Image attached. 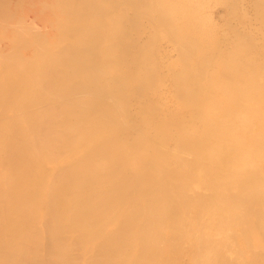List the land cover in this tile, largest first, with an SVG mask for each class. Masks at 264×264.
<instances>
[{"label": "bare ground", "instance_id": "6f19581e", "mask_svg": "<svg viewBox=\"0 0 264 264\" xmlns=\"http://www.w3.org/2000/svg\"><path fill=\"white\" fill-rule=\"evenodd\" d=\"M7 1H9V0H7ZM7 1H4V2H7ZM15 1L18 3V5H19V3H22V2H18V0H15ZM29 1H32V0H29ZM237 1L238 0L235 1L236 4H237ZM244 1L245 0H243V2ZM1 2H2V4L5 5V7H7L8 3L7 4L3 3V0H1ZM27 2L28 1L25 2L26 6L27 7L29 6L30 8L34 4V3L33 4L31 3L32 5H28L29 2L28 3ZM55 2H56V0H55ZM60 2H62V1H60ZM65 2H67V1H65ZM72 2H71V6H73V5L75 6L76 3L72 5ZM91 2L96 3V4L98 3L97 5H100L101 8L102 7L105 8V9H103L104 10L103 14L100 13V15H102V17L99 18V21H96V19H93L94 22L96 21V23H95L96 26H95V28H93L95 30L92 31L94 33L89 31L88 26H87V28L85 27L86 30L89 31L88 35L91 33L87 37L88 38V43L86 44L85 47L80 48V49H78V47L77 48L74 47L75 50L78 49L77 55H78V58H79V60H78L79 62L76 64L75 68H71V70L68 69V70H70V71H68V74H66L65 76L63 74L64 78L59 73H57V74H59V76L58 75L57 76L59 77L58 81H60V82L58 84L56 83L57 87L55 89H57V90H52L51 91L52 93L49 92L50 94L44 92V91H46V89L44 90V86H43V83H45L47 81V78H49V76L47 78H45L46 80L45 79L43 80V78L45 77V73L44 72L45 71L48 72L50 70L51 66H52L53 56H51V55L50 56L48 55V57H42V56H44L46 54V51H48L46 49H49V48H45V45H47L46 47H50V48H52L54 46L53 42H52L53 46H51V44H52V43L50 44V40L51 39L50 40H49V38L47 39L46 36L48 37V35H49V37H50L51 34H53V30L55 31L56 28H60L61 26H59V25L61 24L60 23L61 21L59 22V25L56 24L59 27H55V28L51 29V28H49L50 26L49 27L46 26L45 29H44L43 26L47 25L50 22L49 19H51V17H49V16L45 17V21L46 20H48V21H46L47 24H45V22H44V25L41 24V22H37L38 24H34L35 22L33 23V21H32L34 16H32L33 18L31 17L32 19L29 17L31 22H32V25L31 24H28V25H31L33 27L32 29H34V30L31 29L32 31L29 32L30 36L32 37L31 33L33 31H34L33 32L34 35L36 36V38H35L36 41L35 40L34 41L31 40V39H33V37L32 38L30 37L31 39L29 41L30 42H37L36 46H34L35 49L33 47L30 48V49H32L31 51L34 50L33 51L34 54H36L38 56V58H40L39 62L36 60L38 62V66L37 65L36 66H37V68L40 69V71L38 70L37 72L33 73L31 70H29V68H31V66H32L30 64L31 62L29 63V61L26 60L27 57H28L27 53H29V51L24 48L26 50L24 52V53H26V58L22 59V55L20 57V54H18L16 57H19L22 60L19 59V61H18V59H17L18 62L15 61V60L14 61L17 62L19 66L21 65L22 61H24L22 63V69H23V66L26 63H29V64L25 65L26 67L24 66V68H27L26 71H25V69H23V71L22 70L21 71L22 72H24V71L27 72L29 70L28 74H30L32 72L31 74H33V76L32 75H28L27 76V73H26L27 77L24 76V78H23V74L21 73L22 74L21 78H23V79H21V78L18 79L20 81H18L17 78H15L18 75L17 69L19 70V67L17 66V64L12 66V62L10 63V62L7 61V60L10 59L9 58L10 56H8V59H6L7 56L5 58V55L9 54V53H6L7 49L9 47L7 48L5 46V44H3L4 42L2 43L1 40H3V39H2V35H1V38H0L1 39L0 40V42H1V45H0V57L3 55L2 59H6V61H0V62L1 63H3V62L7 63L8 62L7 64H10L11 66L9 65V67H12V69H8V67H7L8 65L5 66L6 63L5 64L3 63L4 67L0 63V66H2V67H0V264H136V261L138 260L137 257H139V254L137 252L138 249L140 250L139 252H140L141 256L145 255L146 252H148V254H149L150 251H154V250L157 252V250L160 249V248L158 246H156V243L159 244L157 241L161 242V240H159L158 237H157V241L155 239H153L154 241H156L155 244H154V241L151 240V237L156 238V235L153 236V234H156V230H155L156 227H154V226L157 225V227L160 230V233H162L161 229L164 228L163 226H165V228H167L165 224L168 225V223H169V222L165 223L166 219L169 218V220H167V221H170V219L173 218L172 216H174V218L176 216L174 214L171 216V214H172V210H171L170 216L166 215L165 220L163 219V217L165 215V214L163 215V210L166 211V208L170 209V206H168V204L170 205V202L173 201V200L171 201L172 197L169 198L170 202L167 201L168 202L167 205H165L166 201H162V202H165V204H164L163 207H160V208L158 207L159 210H157L156 207L159 205V202H161V201L156 202V201L153 200L154 202H149V201H142L140 199V198H143V197H145L147 195H150V194H148L149 191H152V194H153V191H155L156 193H158V196L162 195V196H166L167 197V194H166L165 188H164V183H165L164 180H166V179L162 178L163 176L160 174V171H163L164 165H166V163L163 164V168L160 171H159V169L156 170V171H154L153 169H150V167H152V166L149 167V165L146 167V163L148 162V164L152 165L154 163V161H156L157 159H160V161H161V158H163L164 160H168V161L170 159H174L173 161H175V160H180L181 161V159L183 157H185V158L188 157V155L187 156H185V155L183 156L182 155L183 153H185L183 150H186V151L193 150V151H196L194 153H197L198 155H202L203 153H201V151H199L201 154H199V152L197 151L198 148L202 147L203 151L206 148H208V151L206 152V154H207L206 155L207 162H208V160H213L214 163H215L216 158H218V157H219L218 159H220V162H221L220 156H223L224 158H226V156H224V155L227 153V152H225L226 151L225 148H227V147L224 146L225 147L224 148L225 151L221 150V151H224L225 153L221 152L219 154H216L215 152L213 153L212 152L213 149L211 151V148L209 149V147H211L212 145H217L219 147H222V145L226 141H228L227 143L229 145H231V147L233 148V151H231V153L229 155L228 154L227 155L232 157V158L234 156H236V158H241V160H243L244 163L246 162V164L248 166L252 167V168H253V165H255V166L259 165L260 166V170L259 171H261V173H262V174L260 173L261 174L260 175V179H261L262 176L264 177V97H261L262 95H264V83L260 84V83H262L264 81L263 80H262V82H258L257 81L258 83H254L253 82L254 84L252 83L253 85H257L258 88L256 89V86H253L255 88L251 92H253L255 95L258 94L260 96V98H259V100L250 101V103L249 102L246 103L244 101L243 102L237 101L236 100L237 99L236 96H234V95L231 96V94H233V91L225 90V88H224V85L228 86L229 84L227 85V84H224L223 81H219V82H222V87L224 88V95L226 93L227 96H228L227 97L225 95L226 96L225 98H227L226 99V104L223 105L224 106L223 108H222V106H220L223 109V110L221 109L222 111H220V112L218 110V109H220V107L217 109V111L215 110L217 108L218 104H216V102H214L213 98H212L213 101L211 100L212 103L209 102L210 95L211 96L213 95L212 91H211L212 93L208 92L210 95H208V93L206 94V95L209 96L208 102L210 104H205V103H204V105L202 104L205 101V100H203L204 97L202 98V100L201 99L200 100L197 99L198 96H196V95L201 93L200 88H201V83H203V82L200 83L198 81V79L200 80V77L201 78H202V76L204 77V75H203L204 69H206V66L210 67V64L209 65H205V66L201 65L200 66V70L197 71L198 70L197 66H196L197 64H193L192 62H191L193 64L192 66L190 64H188L190 62V60L193 58V56H191V54H194V53L197 54V51L199 52L198 47L199 46L201 47V45H206V44L209 45V47L207 46V48H205L206 50H208V48L211 47L210 44H212V47H211L212 49L211 50H213L214 48L217 47V46H215L216 45L215 43H217V41H220V40H217L216 42H214L215 40L214 41L210 40L211 43L209 44L208 42L206 43L201 38V36H203L204 33H207L206 32L207 30L205 31L204 30L205 28L203 29V27H202L203 24L200 25V24L194 23L193 20H192L193 16L196 14L195 13L196 6L194 7L193 5H190L187 2H184L182 0H91ZM229 2H227V4H229ZM235 2H233V3L235 4ZM240 2L242 3L241 0H240ZM240 2H238V5H239ZM250 2H252V0H250L249 3ZM245 4H247V2ZM248 4H247V6L245 5L246 8H248V6H249ZM261 4H263V3H261ZM4 5L1 6V4H0V6L3 8V11H5ZM23 5H25V4H23ZM230 5H232V4H230ZM54 6H55V4H54ZM233 6H235V5H233ZM18 7L19 6L14 8V10H13L14 13L16 11H19L18 9H20V8H21V11L24 12V10L22 9L23 8L22 5H21V7H19V8ZM66 7H68V6H66ZM66 7H64V8H66ZM242 7H244V5ZM30 8H28V9L30 10ZM135 8H136V11H135ZM240 8H239V10H240ZM6 9H9V8H6ZM38 9L40 10L39 7H38ZM232 9L233 8L231 7V10ZM242 9L246 10L245 7L242 8ZM242 9H241V12H242ZM249 9L250 8H248L247 10H249ZM253 9H254L253 13L257 12V11H255L256 10L255 8H253ZM257 9H260L259 11H261L264 8L262 6V8L258 7ZM79 10L81 11V9H79ZM100 10L101 9L99 8V11ZM234 10L238 11L237 9H234ZM234 10H232L231 12L232 13L236 12ZM3 11L0 10V12H2L0 15L3 14ZM8 11H10V9ZM21 11H19L17 13H19L20 16H21V14L23 16L25 12L21 13ZM57 11H58V9H57ZM66 11H68V10H66ZM71 11H72V9H71ZM133 11L135 13L138 12L139 14H135ZM259 11L257 12L258 14L254 13V14L257 15V17L259 15ZM10 12H8V13L10 14ZM13 12L10 15H11V17L13 15L15 16V17H12L13 18V22H14V19L16 18V15L13 14ZM61 12H65V11L63 10ZM101 12H102V10H101ZM112 12H113V14H110ZM130 12L133 13L134 15H136L135 17H137V18H141L139 15H142V14H143L142 15V19H143L144 14L147 15V17L150 16L151 18L148 19L150 21L151 20H155V19H156L155 21H157V18H158L159 22L161 23V24L158 23V24H160L158 26L162 27V28L161 27H158V28H161V31L165 32V33L164 32L163 33L165 34L166 38L167 37L168 38L174 37V38H176L179 41L184 39V42L183 41L182 42L180 41V43L178 42L179 43L178 52H177L176 48H174V50L172 51V52H174V51L177 52L178 55L181 54L180 56H182V57L180 59H181V61L184 60L183 62H181L178 59V55L176 54L177 55L176 56L177 59L181 62V66H180V63L177 62L178 60L176 58H175L176 60L173 59L174 60L173 62L175 64L176 63L179 64V66L181 67V68L179 67V69H181L180 72L178 71L179 70L178 67H177V71L175 70L176 72L171 71L173 73L172 75H175V73L179 72V75H176V76H178L177 82H176L177 92H176V90L174 92L177 93L176 96L177 95L180 96V100H178L179 97L177 96L178 97L177 98L178 101L175 104L176 105L179 104V106L178 107H176L175 105L174 106L176 108H179V109L176 110L179 113L182 110V109L180 110V108L189 109L190 112L194 111V113H192V114L188 113V115H187V114L183 113L184 112V110H183L182 113L184 115H187V116H183L182 117V116H179L180 114L178 112H176L175 110H172L173 107H174V106H172V107H169L170 110H172V113L175 112L178 115L175 114V113L171 115V112H170L168 106L165 105V103L170 106V103L173 102L172 99L175 96L174 97L171 96L172 99L170 97L166 98L167 101L164 104H162V102H164L165 100L162 101V102L160 100L158 101V103L161 102V104L164 105L163 107L167 106V109L170 112L168 114H170L171 116L168 115L167 117H170V118H167V120L160 119V118L158 119L156 117L157 116L156 112L158 113V111H159L158 110L159 108L155 107V106H157L156 105L157 103L156 104L153 103L155 106L151 103L152 106H149V107H141L140 106V108L136 105L139 109L133 111L134 108H133V102L132 101L137 98L136 94L139 95L140 90H142V87L144 88V86H149L150 85L149 87L153 88L155 86H153L152 84L156 83V85H158L157 84V79L155 81L154 78L155 77L159 78V76L158 77L155 76L153 78V75H152V74H154V72L158 71L157 70L158 67L157 68L155 66L148 67L149 65L147 67H143V65H142V67H138V65H136V64H139V66H140V64H142V63H137V60L141 58V55L142 56L144 55V57L141 59L143 61V63L151 62V60H150L151 58L149 59V55L153 56L152 54H154V52H157V55H160L158 53V49H159V45H162V44H158V47L157 46L155 47V44H154L155 49L156 48H158V49H156L157 51L154 50V52H153V48L154 47H153V45H150V44L151 43H155V42H153V40H154L153 38L154 37L151 38L152 35H149V34H151V33L152 34L159 33L160 30L156 29L154 31V33H153V32H151V31H153L151 29L150 33H149V31H147L149 34H147L145 32L146 36L149 35V37H150L149 39H151V40L153 39V40L149 41L148 45L145 46L144 45L145 43L144 44H142L143 42L141 43V40L143 38H145V36L142 37V39L140 38L141 39L140 40L141 45H144L145 47L143 46L144 48L142 47L141 50L139 52H137L136 57H138V58H137V60H136V58H134L135 61H133L134 59L132 60V56L131 55H132V53H134L133 50H135V48L132 49L133 48L132 47L133 46L132 45V43H133L132 39H133V41H136L140 36L136 37V39L132 38V31L137 33L136 32L137 29L132 30V27H133L132 25L134 24V22H132V20H135L137 18L132 19V16H131ZM238 12H240V11H238ZM251 12L252 11H250V13ZM129 13H130V15H129ZM237 13H236V15L238 16L240 13H238V14ZM243 13H245V12L243 11L241 14H243ZM262 13L264 15V11ZM56 14L57 13H55V15ZM86 14L89 15V13H86ZM114 14H115V16H114ZM247 14L250 15L249 13H247ZM19 15H17V16H19ZM25 15H26V13H25ZM51 15H53V14H51ZM59 15L64 16V15H66V13L64 15L63 14H59ZM59 15H58V18H59ZM71 15H75V14L73 13ZM236 15H233V16L236 17ZM260 15L262 16L261 13H260ZM260 15H259V18H261ZM3 16H0V18L4 19ZM7 16H8V14H7ZM20 16H19L18 20H21ZM24 16L22 18L26 19V17L24 18ZM252 16H254V15L252 14ZM40 17H42V16L40 15ZM43 17H44V15H43ZM155 17H157V18H155ZM185 17L190 19V21L188 23H186V24H184V20H183V18H185ZM235 17H232V18H234V20H236ZM243 17L244 16H242V18ZM263 17L264 16H262V18ZM8 18L10 19V16ZM8 18L3 20L2 23L4 22L3 24L9 25L10 23H6L9 20ZM17 18H16V20H17ZM36 18H38V17H36ZM36 18H34V19L36 20ZM65 18H67V17H65ZM89 18H92V16H90ZM239 18L241 19V16H239L238 19ZM247 18H248V16L245 18L246 22H247ZM228 19H229L228 21H230V16H229ZM251 19H253V18H251ZM28 20L26 19L27 23H28ZM61 20H62V18H61ZM66 20L67 19L63 20V22L66 21ZM74 20H75V17H74ZM242 20L243 19H241V21ZM245 20H244V22H245ZM254 20H256L258 22L259 19L257 20V18H256ZM263 20H264V18H263ZM37 21H40V20L38 19ZM84 21H86V19ZM84 21L82 19V22H84ZM87 21H88V18H87ZM9 22H11V21H9ZM13 22H12L11 25H13ZM26 22H23V20H22V23L25 24ZM78 22H79V20H78ZM140 22H142V20L141 21L137 20V23H140ZM252 22H253V20H252ZM263 22H261V23H263ZM16 23H18V22H16ZM65 23H67V26H68L69 23L68 22H65ZM88 23H90V22H88ZM227 23H229V22H227ZM3 24L0 23V25H3ZM19 24H21V23H19ZM33 24L36 25V26H34ZM142 24H143V22H142ZM154 24L156 25L157 23H154ZM256 24H255V26H256ZM259 24H257L258 27L261 26ZM70 25L74 26V24H71V23H70ZM139 25H141V24H139ZM139 25L138 24L137 25L134 24V26H139ZM229 25H230V23H229ZM232 25H234V24H232ZM236 25H237V23H236ZM241 25L244 27L247 24H245V25L241 24ZM263 25H264V23L262 24V26ZM17 26H18V24H17ZM22 26L24 27V25H22ZM63 26H64V24H63ZM255 26H253V27H255ZM11 27H13V28H11V35H12L13 34L12 30L14 29L15 31L14 30L13 31L16 32L17 27H14V26H11ZM30 27L29 26L27 27L28 28V30L26 29L27 32L29 31ZM237 27L239 29L241 26L240 27L237 26ZM253 27L249 28L251 30V32H252V28ZM261 27L259 29H261ZM4 28L5 27H2V30ZM19 28L21 29V27H19ZM24 28H22L23 29L22 31H24ZM40 28L42 29L43 32L40 30ZM72 28L73 27H71V29ZM77 28H79V26ZM82 28H84V27H82ZM140 28L142 29V27H140ZM140 28H139V30H137L138 34H135V35H137V36L140 35L139 34L141 32ZM147 28H146L147 30H150L149 27H147ZM150 28H152L151 25H150ZM163 28L167 29L168 31L163 29ZM63 29H64V27H63ZM146 29H144V31ZM189 29H191L190 33H192V32L195 33L196 29L199 30V32L198 31L197 32H198V34L200 36L198 35L197 37L198 38L200 37V40L202 39V41L204 43L202 41L201 42L200 41L196 42V40L194 39V37L192 35L195 36V35H197V33L190 35ZM236 29L237 28H235V30ZM263 29H262V33H263ZM2 30H1V32H2ZM4 30H3V33L6 31V30L5 31ZM80 30H81V28H80ZM243 30H244L243 32H245V34H242V32L239 33V34H241V36L245 35V37H243V38L247 39L246 33L248 31H245V29H243ZM246 30H248V29H246ZM61 31L66 32V30H60V32ZM67 31H68V29H67ZM228 31H233V30H231V29L227 30V35H228ZM240 31H242V30H240ZM253 31L255 32L254 28H253ZM20 32H21V30H20ZM20 32H19V34H20ZM60 32H58V33H60ZM222 32H224V31H222ZM251 32H250V34H251ZM254 32L252 33V36L255 35V34L257 35V33L255 32V34H254ZM3 33H1V34H3ZM16 33L18 34V31ZM16 33H14V34H16ZM166 33H167V36H166ZM168 33L171 36H169ZM259 33H260V31H259ZM28 34L26 33L27 36H29ZM68 34L66 36H68ZM71 34H73V32ZM74 34H76V33H74ZM143 34H144V32H143ZM230 34H231V32H230ZM3 35L6 36L7 34L4 33ZM21 35H18V39L20 37L21 40H22V37H23L24 34L22 36ZM55 35H56V33H55ZM57 35L61 38V36L59 34H57ZM233 35H234V32H233ZM247 35H248V33H247ZM10 36H8L9 38H5V37L4 38L7 39V40L8 39L12 40V39H16V37H17L15 35H14L15 36L14 38L10 37ZM25 36H24L25 43L22 44L21 47L23 45H24L23 47H25L26 44H30V46L32 45L29 41H28L29 43L27 42L28 37H27V39H25L26 38ZM159 36H160V34H159ZM237 36H238V34H237ZM261 36L259 34L260 38H261ZM78 37H79V35H78ZM186 37H189V38L191 37V38H193V40L189 41L191 38L190 39L189 38L186 39ZM197 37H195V38L198 39ZM216 37L217 36L212 37V38H216ZM232 37L234 38V36H232ZM248 37H249V35H248ZM256 37H258V36H256ZM60 38L57 39V37H56L57 41L59 40L58 42H60V45L61 44L63 45L64 41H66V40H67L66 42H69V38L67 39L65 37L66 40H64V41L62 40L63 43H61ZM63 38H61V39H63ZM83 38H86V37H83ZM168 38H167V41L168 42L169 41L172 42L173 38H171L172 40L168 39ZM227 38L229 39V37H227ZM5 39H4V41H5ZM70 39H72V38H70ZM74 39H73V42H74ZM163 39L164 38H162L159 41H162V43H163V41H165V39L164 40ZM216 39H218V38H216ZM238 39H240V38H237L236 40H238ZM244 39L242 40V38H241V42H243ZM251 39L252 38L250 36V40ZM262 39H264V38H262ZM186 40H188V41H186ZM236 40H233V41H236ZM13 41L14 40H12L11 42L12 43H16V42H13ZM144 41H145V39H144ZM157 41H156V43H157ZM173 41L175 42V40H173ZM6 42H8V41H6ZM19 42L20 41H18V44L20 45L21 42L20 43ZM46 42L49 43V44H47ZM58 42H56V44ZM238 42H236V43H238ZM241 42H240V44H242ZM245 42H246V40H245ZM262 42H263V40L261 41V43ZM77 43H79V41ZM80 43H82V42L80 41ZM135 43H136V46H137V44H139V42L138 43L135 42ZM201 43H203V44H201ZM255 43L257 44V41L254 42V44ZM2 44H3V46H2ZM172 44H173V42H172ZM172 44H171V46H172ZM175 44L176 43L173 44L174 47H175ZM213 44H214V47H213ZM246 44H247V42H246ZM249 44L251 45V41L249 42ZM19 45H18V47H19ZM33 45H34V43H33ZM58 45L59 44H57L56 46H58ZM64 45H65V43H64ZM71 45H72V43L70 44V47H71ZM177 45L178 44H176V46ZM257 45H259V44H257ZM260 45L263 46L262 44H260ZM238 46H236V47H238ZM15 47H17V46L12 47V51L14 50L13 48H15ZM188 47H190V48L194 47L196 50L192 49V51H189ZM223 47H221L222 50L225 49L227 46L224 47V48ZM246 47L243 46V47L239 48L240 49V51L238 50L239 53L245 52V49L247 50ZM163 48H165V47H163ZM202 48H204V47H202ZM250 48H252V47H250ZM262 48H264V47H262ZM15 49H17V48H15ZM18 49L20 50L21 48L19 47ZM44 49H45V51H44ZM66 49L67 48L65 47V50ZM160 49H162V46H160ZM235 49H237V48H235ZM131 50H132V53H131ZM252 50L253 49H251V51ZM262 50H264V49H262ZM9 51H11V48L9 49ZM14 51H15V55H16V50H14ZM57 51H58V49L56 50V52ZM63 51H64V49H63ZM69 51H65V52H69ZM229 51L231 52V50H229ZM235 51H237V50H235ZM73 52H74V49H73ZM83 52H85L84 53V57H82ZM200 52H202V51H200ZM203 52L206 53L205 51H203ZM208 52L209 51H207V53ZM248 52H250V51H248ZM253 52H255V50ZM257 52H258V50H257ZM10 53H12V52H10ZM17 53H20V51L17 52ZM31 53H29V54H31ZM49 53L51 54L52 52H49ZM160 53H162V52H160ZM263 53H264V51H263ZM263 53H262V56H264ZM21 54H23V53H21ZM68 54L70 55V53H68ZM206 54H203V56L206 55ZM210 54H213V55H210L212 57V59H213V56H215L214 53H212V51H211ZM236 54H238V53H236ZM245 54H248V53H245ZM258 54H260V53L258 52ZM11 55H12V57L14 56V54H11ZM36 55H35V57H37ZM56 55H57V53H56ZM59 55H60V53H59ZM66 55H67V53H66ZM66 55L63 54V57L66 56ZM198 55L196 57L200 58ZM256 55L257 54H255L254 56H256ZM133 56H135V55L133 54ZM139 56H140V58H139ZM217 56L218 55H216V57ZM242 56L243 55H241V57ZM31 57L33 58V56H31ZM129 57H131V59ZM156 57L158 58L160 56H156ZM162 57L163 56L161 55V58ZM167 57L168 56H166V58ZM225 57L227 58V56H225ZM235 57H232V58L235 59ZM251 57H252V55H251ZM28 58H30V56ZM65 58H63V59H65ZM67 58H69V57H67ZM157 58H156V60H157ZM204 58L205 57H203L202 60ZM230 58H231V55H230ZM256 58H258V55H257ZM158 59H160V58H158ZM162 59L166 60L165 57H163ZM242 59H244V58H242ZM57 60H59V59H57ZM61 60H62V58H61ZM61 60H59V61H61ZM69 60H70V58H69ZM141 60H139V62H141ZM202 60H201V62H202ZM206 60H208V59H206ZM209 60H210V58H209ZM12 61H13V59H12ZM36 61H35V63H37ZM199 61L200 60H198V62ZM204 61H205V59H204ZM250 61H252V60H250ZM262 61H261V63L259 62V65L262 64ZM32 62H34V61L32 60ZM63 62H64V60H63ZM193 62H195V60ZM201 62H199V64ZM208 62H210V61H207V63ZM223 62H225V61H223ZM228 62L229 61H227V63ZM233 62L235 63V61H233ZM243 62H245V60H243ZM73 63H74V61H73ZM184 63L186 65H184ZM195 63H197V62H195ZM210 63H212V62H210ZM252 63L253 62H248L247 61V65L248 66L251 65ZM67 64L68 63H66L65 65H67ZM160 64H161V67L164 69V67L162 66L163 65L162 62ZM175 64H174V66H175ZM228 64H227V66H228ZM240 64H241V61H239V65ZM28 65H29V68L27 67ZM166 65H167V68H168L169 65L168 64H166ZM215 65H217V63ZM15 66L18 67V68L14 69L13 67H15ZM36 66H35V68H36ZM182 66H184V67L182 68ZM254 66H256V65L252 66L253 69H256V71H257V68H256L257 66L256 67H254ZM58 67H60V66H58ZM61 67H63V65ZM161 67H159V69ZM170 67H173V66L170 65ZM170 67L167 70H171L172 68L170 69ZM235 67H236V65H235ZM237 67H238V69L240 68V71H241V68L245 67V63H244V66L242 65V67H241V65H240V66H237ZM54 68L55 67L53 66V69ZM211 68H212V64H211ZM213 68H214V66H213ZM246 68H248V67H246ZM260 68H261V66H260ZM31 69L35 70L34 66ZM55 69H57V68H55ZM62 69H61L60 73H63ZM163 69L161 70L162 72H163ZM8 70H10V71H8ZM41 70H43L44 72L41 71ZM66 70L67 69H65V71ZM248 70L245 69V71H247V72H248ZM263 70H264V68H263ZM57 71H60V70H57ZM212 71H214V70L212 69ZM7 72H9V73H7ZM41 72H43V73H41ZM52 72H50V73H52ZM169 72L167 71L168 75H167L166 72H164L163 76L165 77V74H166V78L169 77V74H170ZM208 72H205V77H206V73H208ZM214 72H216V71H214ZM258 72H259V70H258ZM5 73H7V75L10 74L11 80H8V79H7V81L5 80V78H6L5 77V75H6ZM157 73H156V75H157ZM252 73H254V71ZM43 74H44V76H42ZM260 74H261L262 79H263L264 78V71L262 73H260ZM256 75H257V73H256ZM46 76H47V74H46ZM171 76L169 77L170 79H171ZM229 76H231V75H229ZM17 77H19V76H17ZM231 77H232V80H234L233 76H231ZM250 77L251 76H249V78ZM13 78H15V79L13 80ZM166 78H164V79H166ZM207 78H208V76H207ZM256 78H257V76H256ZM213 79H215V78H213ZM152 80H154L155 82L152 81ZM222 80H224V78ZM243 80L244 79H242L241 81L244 82ZM55 81H57V80H55ZM172 81H173V79H172ZM228 81L229 80H227L225 83H227ZM252 81H254V80H252ZM50 82L52 83V81H50ZM210 82H208V83H210V85H211V88H210L211 90H214V89L216 90L217 89L216 87H218V85L221 84V83L220 84L219 83L215 84L216 86L213 88L212 84L214 85V83L212 81H210ZM246 82H247V80H246ZM51 83H49V84L51 85ZM163 83L165 84V82H163ZM208 83H206V85ZM6 84H8L9 86H7ZM46 84H48V83L46 82ZM161 84L162 83H160L159 85H161ZM54 85H55V83H54ZM172 85H173V83H172ZM45 86L47 87V85H45ZM51 86H53V85H51ZM209 86H207L206 88H208ZM53 87H52V89H53ZM149 87H147L148 90H150ZM159 87L161 88V86H159ZM202 87H203V85H202ZM245 87L247 88V86H245ZM250 87L251 86H249V89H250ZM152 88L150 90V93L153 90ZM163 88H164V86H163ZM172 88H171L170 92L173 91ZM49 89L47 88V90H49ZM174 89H176V88L174 87ZM217 90H219V89H217ZM220 90H223V89L221 88ZM220 90H219V93L221 94ZM41 91H43L45 94H43V92L41 94L40 93ZM160 91H161V89H160ZM207 91H208V89L206 90V92ZM147 92H149V91H147ZM163 92H164V90H163ZM206 92L203 91V93H206ZM239 92L242 95H245L244 97L246 98V94H244V93H247L248 90L242 89ZM28 93L32 94V95L29 96V95H27ZM162 94H160V95L164 96V93H162ZM16 95H18L19 99H21V100L26 95L29 96V97H32L31 99H29L28 97L26 98V99H29V100H32L33 97L37 95L38 98H36L37 96L34 97L35 101H36V99H40L41 98L42 100L40 99L41 101L39 100L40 101L39 103L41 105H44V107H45V105H49L50 104V108L51 109L49 108V106H47L48 109H50V110L53 109V106H54V105H52L53 102H56V100H59V103L56 102L59 105V107L54 103L57 106V107L55 106L54 109L58 110V112H60V113L62 111V113L60 115L58 113L59 116L58 117H54V118H53L52 115H49V117L51 116L53 118V119L50 118L49 120H51V121H49L48 118L45 119V116L43 114L48 115V114H50L52 112L47 113L49 111H48V109L46 107L44 109V107H41V105L39 104L40 107L38 106L37 109L35 107L33 108V109H35L33 113L26 109L27 111L25 110L26 112L24 114L21 111L24 110L25 108L24 109L22 108V110H20V112H21L20 113L19 110H18L20 107L17 108L15 103H14L15 107L17 108L15 110L17 111V113L19 112V114L15 113L16 115L15 114H12V115L10 114L9 115L10 111L13 108L10 105L9 106H10L11 110L9 111V113L5 112L7 115L4 112H3L4 114H1L2 111L7 109L6 105L8 106V104L10 102L13 103L15 101L14 98H15ZM141 95H142V97H140V98L143 99V93ZM156 95H158V94H156ZM156 95H153V96L155 97ZM173 95H175V94L173 93ZM203 95L205 96V94H203ZM10 96L13 97L14 100L10 101L8 103L7 100L9 98H11ZM217 96H218V93H217ZM233 96L236 97V98H232ZM248 96H251V95H248ZM158 97H159V95H158ZM158 97L156 96V98H158ZM205 97H206V99L208 98L207 96H205ZM161 98H159V99H161ZM163 98H165V97H163ZM250 98H252V97H249L248 99H250ZM261 98H263V99H261ZM34 99H33V101H34ZM146 99H148V97L145 98L144 100H146ZM168 99H171L172 101L170 100V103H167V102H169ZM29 100H26V101L28 102ZM53 100H55V101H53ZM220 101L223 102L222 99H220ZM15 102H17L16 104L18 106V102H20V101H15ZM30 102H32V101H30ZM20 103H19V105H20ZM252 103H255V106H252L251 105ZM21 104H22L21 107H24V105H26V103L24 105H23V103H21ZM34 104L36 105V103L33 102V105ZM30 105H31V103H30ZM158 106H159V104H158ZM32 107L33 106L31 105V106H29L27 108H30V110H32L31 109ZM159 107L161 108V106H159ZM163 107H162V109H163L162 111H167V110H164L166 108H163ZM40 108H42V109H40ZM57 108H59L61 111H59V109H57ZM15 110H12V111H15ZM43 110L44 111L47 110V111H45L43 113L42 112ZM56 110H54V112H56ZM40 111L43 113V114L41 113L42 116H41V114H39ZM27 112H31V114H29L31 116L28 115L30 117L29 119L27 118V114H26ZM21 114H24V115H21ZM56 114H55V116H57ZM161 114H162V112H161ZM189 114H191V115H189ZM46 117H48V116H46ZM47 121L52 122V123L48 124ZM47 125H52L53 128L55 126V129H56V126H58L57 128H59V129L58 130H53V129L49 130L48 128H46L48 130H44V129L39 130L40 127H42V126L48 127ZM27 126H29L31 128H29V129L27 128L25 130H22V128L27 127ZM253 128H255V130ZM148 130H156V131L157 130H159V131L161 130L162 132H155V131L150 132ZM170 130H174L176 135L173 132L171 133ZM176 130H178L177 133H176ZM179 130H181V131H179ZM185 130H193V131L185 132ZM197 130H201V131H197ZM223 130H225V131H223ZM232 130H235V131L233 132ZM239 130H241V135L244 136V138L241 136L243 138V140H238V136H240V135H238L236 133H239ZM242 130H244V131L247 130L248 133H250V131H248V130H254V132L256 131L257 136L255 134V136L252 138L251 136H253V135L249 134V137L251 139L250 140L249 137L247 136L248 133L246 132L247 134H245V132L242 131ZM182 131H184V132H182ZM153 132H155V133H153ZM242 132H243V134H242ZM252 132L253 131H251V133ZM254 132H253V134H254ZM236 135H238V136H236ZM245 135H246V138H245ZM171 138H172V140H170ZM239 139H240V137H239ZM246 139H249V140L247 141ZM169 141H174V143H175L174 145H172V142L170 144L173 147L175 146L177 151H175V152L173 151V152H170V153L166 152V150L169 149V148L166 149V146H167L166 144H168ZM170 144H169V146H170ZM237 145H239V146L241 145V147H240L241 149L245 148L244 149L245 150V154H244V151L242 153L240 151V153H241V155H240V153H239V149L240 148ZM242 146H249V147L252 146V147H250L251 148L250 149V148L242 147ZM212 147H214V146H212ZM216 147H215L214 151H216ZM176 149H174V150H176ZM248 149H250V151ZM150 150L153 151L152 154L149 152ZM171 150H173V149H171ZM199 150H201V149H199ZM218 150H220V149H218ZM230 150H231V148H230ZM237 152L239 153V155L237 154ZM160 154H163L162 155L163 157L160 156ZM187 154H189V153H187ZM192 154H193V152H192ZM168 155H170L169 158H167ZM192 156H194V155H192ZM223 157H222V159H223ZM192 158H191V160H192ZM193 159H195V158H193ZM202 159L204 161L205 157H198L195 160H199L198 162H200V160H202ZM152 160H153V163L151 162L152 163L151 164L149 161H152ZM233 160H234V158H233ZM173 161L172 162L169 161V162H171L172 165H174L176 162H173ZM229 161H232V160H229ZM136 162H137V164H135ZM169 162L167 164H169ZM181 162L183 164V161H181ZM185 162L186 161H184V163ZM189 162L190 161H188V163ZM222 162H223V164L225 163L224 161H222ZM237 162H238V160H237ZM214 163H212V165H214ZM239 163L242 164V162H239ZM260 163H262L263 166ZM157 164H159V163H156V165ZM226 164H228V163H226ZM180 165H181V163H180ZM191 165H193V164H191ZM231 165H233V164H230V166ZM234 165H236V164H234ZM234 165L232 167H234ZM159 166H161V165L159 164ZM181 166L183 167L184 165H181ZM186 166H187V164H186ZM220 166L222 167V164ZM173 167L176 168V166H173ZM189 167H191V166H189ZM193 167H195V166H193ZM223 167H224V165H223ZM223 167H222V169H223ZM232 167L230 168L231 171H233ZM237 167L239 169L241 167V165H240V167H239V165ZM257 167H255V169ZM188 168L187 167L185 168V172H186V175L190 176L189 173H188V170H187ZM234 168L237 169L236 167H234ZM154 169H156V168H154ZM165 169L169 170L170 167L167 165V168L165 166ZM176 169L182 170L181 167H179V168L177 167ZM198 169H199V167H198ZM243 169H244V167H243ZM152 170H153V172H152ZM240 170L241 169H239V171ZM250 170H251V168H250ZM223 171H225V170H223ZM239 171H237V172H239ZM259 171L256 172V170H255V173H259ZM185 172L183 171L182 173L185 174ZM198 172H199V170H198ZM218 172H219V170H218ZM227 172H229V171H227ZM240 172H244V171H240ZM240 172L238 173V175L240 174ZM203 173L201 175L205 177L206 173H205V175ZM244 173H246V172H244ZM244 173H242V174H244ZM248 173L249 172H247V174ZM255 173L251 174L252 177L256 176ZM195 174H197V173H195ZM211 174H212V176H214L213 173H210V175ZM229 174H230V172L227 173L226 175L224 174V176H222V175L221 176L222 177H225V176L228 177ZM167 175H165V176H167ZM245 175L246 174H244L242 176H245ZM175 176H177V175H175ZM191 176H192V172H191ZM197 176L200 177V175H197ZM233 176H234V174H232V176H230V177H233ZM235 176H237V175H235ZM240 176H241V174H240ZM180 177H181V175H180ZM217 177H219V174L216 176V179H214V180H217ZM237 177H233V179H232L233 181L232 182H234V180L237 179ZM156 178L157 179L162 178L159 181L161 182L163 180V182L162 183L157 182V184L153 183V182H156V181H153ZM173 178H174V176H173ZM189 178H191V177H189ZM189 178L184 179V180H189ZM193 178H195V175L193 176ZM239 178H238V180H239ZM243 178H240L241 181L242 180L244 181ZM224 179H226V177L223 178V180ZM168 180H170V178H168ZM173 180L175 182L176 179H173ZM173 180L172 181H168L167 183L171 182L173 184ZM202 180H203V177H202V179L200 178V183H199V181L197 179L198 182L196 181L197 182L196 185H192V184L195 183L194 181H192L191 185H192V187L195 186L197 191L202 189V190H204V192H206L207 190H205V189L208 186H206V188L204 187V189L201 188V186H203L202 183L205 182V181H202ZM214 180L212 182H214ZM219 180L220 179L218 178V182H219ZM238 180H236V181H238ZM247 180L249 181V179H247ZM258 180H259V178H258ZM258 180H256V182ZM178 181L179 180H177L176 182H178ZM228 181H231V180L229 179ZM228 181H226V184L229 183ZM236 181H235V183H236ZM180 182H182V180ZM246 182H245V184H247ZM206 183H207V181H206ZM214 183L216 184V182H214ZM242 183H241V186H242ZM262 183H264V178H263ZM210 184H211V182H210ZM222 184H223V182H222ZM222 184H221V186H222ZM204 185H206V184L204 183ZM207 185H209V184H207ZM212 185H213V183H212ZM236 185H237V183H236ZM171 186H176V184L171 185ZM186 186L187 185H185V187ZM231 186H233V184ZM243 186H242V188H243ZM198 187H200L201 189L200 188L197 189ZM236 187H235V189H236ZM256 187L260 188L258 186H256ZM263 187H264V184H263ZM174 188L173 187H170V188L168 187V189H173V190H174ZM177 188H178V185H177ZM187 188H188V186H187ZM187 188H186V192H187ZM207 189H208V192H206L205 195L210 192L209 187ZM217 189H220V188H217ZM243 189H245V188H243ZM261 189H262V187L260 188V190ZM184 190H185V188H184ZM222 190H224V186H223ZM238 190H239V188H238ZM238 190H236L235 192H237ZM219 191L220 190H218L217 192H219ZM225 191L227 192V190H225ZM231 191L232 190H229L230 193H232L234 190L232 192ZM239 191H241V189ZM256 191L259 192L258 189H256ZM169 192H170V190H169ZM169 192H168V194H169ZM180 192L181 191H179V193ZM190 192H192L191 187H190L189 193ZM198 192H199V194H201L202 191H198ZM222 192H220V193L222 194ZM252 192H253V190H252ZM257 192H255V193L258 195ZM260 192L262 194L260 193L261 197L260 198L258 197L260 199L259 206H258V204L256 202L255 203L259 207L257 212H258V218H259L258 220H259L260 223L259 222H257V223L259 224V227L261 229V230L260 229L259 230L262 231V236H264V188ZM183 194H185V193L183 192ZM237 194H238V197L240 196V199H241L242 196L239 195L240 193L238 192L235 195L237 196ZM136 195L139 197V200H138V197ZM181 195H180V197H181ZM188 195L190 196V194H188ZM192 195H193V197H196L195 196L196 193H195V195H194V193ZM202 195H204V194L202 193ZM202 195H198V196H202ZM220 195L217 196V194H216V196L218 197L217 198L215 196L216 199L221 198ZM251 195L252 194H250V196ZM151 196L152 195H150V197ZM162 196H160V197H162ZM186 196H187V193H186ZM208 196H209V194H208ZM236 196H235V199L238 200V198H236ZM178 197H179V195H178ZM202 197L201 198L198 197V198H200L202 200V199H204ZM222 197L224 198V196H222ZM230 197H231V194H230ZM152 198L153 197H151V199ZM165 198L162 199V200H165ZM179 198H177L176 201H179L178 200ZM226 198L227 197H225L224 199L227 200ZM233 198L234 197H232V199ZM258 198H255L254 201H257ZM206 199H207V201H209L208 200L209 198L207 196H206ZM210 199H213V197L211 195H210ZM251 199H252V197H251ZM220 200L221 199H219L217 201H220ZM229 200H231V199H229ZM229 200H227V201L229 202ZM184 201H186V200H184ZM192 201H193V203H195L194 200H192ZM202 201H200V202L197 201L196 203H200L201 204ZM211 201L213 202L214 200H211ZM235 201H234V203H235ZM203 202H202V204H203ZM228 202H227V204H228ZM239 202H241V201H239ZM248 202H250V201L248 200ZM207 203H204V205L206 204V206H207ZM244 203L246 204L247 201H245ZM175 204L179 205V203H175ZM210 204H211V202H210ZM239 204H242V202L239 203ZM256 204H255V206H256ZM162 205H163V203H161V206ZM186 205H188V204H186ZM189 205H190V203H189ZM235 205L237 206L238 204H235ZM235 205H233V206H235ZM188 206H186V207L188 208ZM194 206H195L194 207L195 209L198 207L197 204L196 205L194 204ZM216 206H217V209H218V205H216ZM221 206H222V204H221ZM236 206H235V208H236ZM243 206H240V207L242 208ZM257 206H256V210H257ZM164 207H166V208H164ZM192 207H193V205H192ZM201 207H203V205ZM224 207H226L227 210L229 209L228 208L229 206H226V204H225ZM194 208H192L194 210V211H192L193 215L191 214L193 218L197 215L196 214L194 216V212H195ZM226 208H224V209L226 210ZM232 208H234V207H232ZM232 208H230V209H232ZM160 209L162 211V217H161L160 213L158 215V212H161ZM180 209H182V208H180ZM183 209H182V212H183ZM190 209L191 208L187 209V211L188 210L190 211ZM211 209H215V207L213 206ZM219 209L221 210V208H219ZM234 209H233V211H234L233 216L235 215V213L239 215V213L236 212L237 210L235 211ZM238 209L240 210V208H238ZM245 209L246 208L244 206V210L243 211H246V213H247V210H245ZM250 209L252 210V208H250ZM174 210H176V208ZM197 210H199V209H197ZM204 210H205V208H203V211H202V209L200 211H202L204 213ZM209 210H210V207H209ZM222 210H223V207H222ZM225 210H223V212ZM248 210H249V208H248ZM179 212H181V211L179 210ZM179 212H178V214H179ZM207 212L208 211H206V213ZM219 212L220 211L216 212V214L219 213ZM251 212H249V213L253 214V212L252 213ZM184 213L185 212H183V215H184ZM189 213H186V214H189ZM175 214L177 215V213H175ZM186 214L184 215L185 218L187 217ZM224 214H226V212L223 213V215ZM191 215L189 214V217ZM200 216H202V215H200ZM205 216H207V215H205ZM231 216H232V214H231ZM249 216H251V215H249ZM189 217H187V218L189 219ZM213 217L214 216H212V218ZM217 217H218V215H217ZM220 217L223 218L222 215ZM220 217H219V219H220ZM237 217H236V219H237ZM177 218H180V217H177ZM177 218L174 220V222L176 220H178ZM187 218H186V220H188ZM246 218H248V217H246ZM191 219H189V220L191 221ZM203 219H204V217L202 218V220ZM240 219H242V218H240ZM180 220H182V219H180ZM180 220H178V221L180 222ZM189 220H188V222H189ZM223 220L226 221L225 224L228 226L229 222H227V220H225V219H223ZM233 220L234 219H232V222H233ZM238 220H239V218H238ZM182 221H183V223L185 222L184 223L185 226L183 225V223H181L183 226L181 224L180 225L182 227H186V223H188V222H186L185 220H182ZM194 221H196V217H195ZM200 221H201V219H200ZM255 221H257V220H255ZM179 222H176V223L178 224ZM198 222H199V220H198ZM201 222H199V223H201ZM203 222H206V221H203ZM207 222H209V221H207ZM213 222H214V220H213ZM239 222H241V221H239ZM172 223H173V221H171V225L172 226H176L175 223H173L174 225ZM191 223H192V221L190 223H188V224H191ZM216 223L214 224V227L217 225ZM218 223H220V222H218ZM237 223H238V221H237ZM252 223L255 224L253 221H252ZM213 224H211L210 226H212ZM244 224H246V222H244L243 225ZM194 225H192V227H191V225L187 226V227L191 228L189 230L190 233L195 231L196 228H194ZM199 225H202V224H199ZM234 225H237V224L235 223ZM234 225H232V226H234ZM240 225H242V224L238 223V226H239L238 230L243 229L242 226H240ZM229 226H231V225L229 224ZM187 227L183 228V229L184 230L189 229ZM200 227L202 229V226H200ZM222 227H223V225H222ZM151 228L153 229V231L155 230V233H153V231H151ZM178 228H179V226H178ZM210 228L212 229V227H210ZM223 228L225 230V227H223ZM227 228H229V227H226V229ZM244 228H245V225H244ZM254 228H255V226L252 229H254ZM149 229H150L149 232H151L153 234H152V236H149L150 237V241L146 242L147 240H149V237H148V234H147V237H148L147 238L145 236V233H148L147 231ZM192 229H194V230L191 231ZM211 229H210V232H211ZM231 229H233V227H231L229 229V231ZM165 230L166 229L163 230L164 231L163 233H165V235H167L168 234L167 230H169V229L167 228V230L166 231ZM170 230H171V227H170ZM174 230H172V232H174ZM198 230L199 229H196V231H198ZM219 230H220V228L218 229V231ZM259 230L257 232H260ZM177 231H178V229H177ZM181 231L182 230H180L178 232L180 233ZM189 231L187 232V234H186V231L184 232L185 233L184 235H186L185 236L186 244H184L185 246L183 245V242H184L185 238L182 236L184 239L181 240L182 237L180 236V239H179L180 241H182V242H180V241L179 242L182 243L183 250H181L182 249L181 245L180 244H176L177 241L176 242L174 241L176 239L175 237L179 236V235H177V236L175 235L177 232L174 233V236H175L174 238L175 239L172 240V241H173V244L175 243L174 246L179 245L181 247V248L178 247V249H177V250H181L182 251V252L180 251L181 254H184L183 251L186 249L185 247L188 245L187 244L188 243L187 242L188 241L187 236H188V234H190ZM233 231H236L235 233H237V230H235V228H234ZM241 231L244 232L245 229L241 230ZM203 232H204V230H203ZM207 232H209L208 229H207ZM230 232H232V231H230ZM254 232H256V231H254ZM151 233L149 235H151ZM160 233L158 232L159 235H161ZM199 233L201 234V231ZM235 233L234 232L230 233L231 236L228 235L230 237V239L234 238V236H235L234 234ZM181 234H183V232H181ZM194 234H196V232ZM194 234L192 233V234H190L191 236L189 235V237H190L189 240L190 241H191V239L192 240L194 239V237H195ZM204 234H207V233L204 232ZM213 234H212V239L208 238V240L212 241V244H211L210 241H207V240L205 241L206 244L213 245V239H214ZM215 234H216V232H215ZM219 234L221 235L222 233H220V231H219ZM227 234H228V230H227ZM227 234L225 233L226 236H227ZM237 234L239 235V233H237ZM252 234H255V233H252ZM258 234L259 233L256 234V237H259V236H257ZM171 235L173 236V233ZM216 235H218V234H216ZM220 235H218V237H221ZM246 235H248V234H246ZM172 236H171V238H172ZM197 236H196V238H197ZM228 236H227V238H228ZM242 236H245V233L242 234ZM242 236H241V238H242ZM145 237H146V239H145ZM164 237H166V236H164ZM201 237H203V236L201 235ZM204 237L206 239L207 236L205 235ZM256 237L254 235L253 239H255ZM166 238H169V237H166ZM216 238L217 237L215 236V239ZM250 238H252L251 235H250L249 238H246V240L249 239L250 242H251L252 239H250ZM261 238H263V237L260 236V239ZM45 239L48 241V243H46V241L44 242ZM161 239H162V241L165 242V239L163 237ZM199 239H200L199 241H201V238H199ZM203 239L204 238H202V240ZM215 239H214V241H217ZM226 239H224V240H226ZM230 239H229V243H231ZM237 239H238V242H239L240 237L237 236ZM255 240H256V242L259 243V240H257V238ZM151 241L153 242V244L156 247H158V249L154 248L153 244L149 243ZM169 241H171V240H169ZM172 241H171V243L170 242L169 243L172 244ZM192 242L193 241H191V243ZM194 242H196V240ZM207 242H210V243H207ZM246 242H245V247H246ZM263 242L264 241H262V243ZM75 243L77 245L80 244V247H81L80 248L81 252L80 253L77 252L78 254H76L75 252H74L75 254L73 252H71V250H73L74 247L71 248L70 245L71 246H73V245L77 246V245H75ZM191 243H189V244L191 245V247H193L192 245L194 243L193 244H191ZM258 243H257V248L256 247L255 248L258 249V251L261 253V249L259 250V248H263L264 247V243L261 244V245H259ZM45 244H47V245H45ZM48 244H49V246H48ZM170 244L168 246L169 247L168 248L169 251H171V245ZM199 244H201V243H199ZM219 244H222V243L219 242ZM219 244L214 245V247L217 246V248H218ZM236 244H237V241L234 243V245L236 246ZM249 244H251V243H249ZM249 244H247L248 245V249L252 250L253 246L250 245L252 247L249 248ZM166 245H168V244H166ZM197 245H198V242H197L196 246ZM208 245H204L203 244V246L209 247ZM231 245H233V241H232ZM238 245L239 246L242 245V242H241V244H238ZM253 245H255V242H254ZM47 246H48V248H46L47 250L45 251V247H47ZM162 246H163V244H162ZM174 246H172V249L174 248ZM235 246H234L233 249H235ZM242 246L244 247V245H242ZM164 247H166V246H164ZM187 247L189 248V246H187ZM191 247H190L189 251L190 250L192 251L193 248H191ZM214 247L212 246V248L215 250L216 248H214ZM243 247H241V249H240L241 251L244 250L245 247L244 248ZM199 248L203 249V247L201 248L200 245L198 247V250H199ZM212 248L211 249L209 248L210 251L212 250ZM221 248H223L222 250H224V251H222ZM221 248H219V249L222 252H225V250L226 251L228 250V249H225V248H228V246L225 247L223 245V247H221ZM75 249H76V247H75ZM80 249H78L77 251H79ZM168 249L166 248V250H168ZM236 249H237V247H236ZM246 249H245V252L247 251V254H248L247 259L244 258V255L241 256V257L244 258L243 260L246 259L245 262H249L250 264H252V263L256 264L257 261L260 259V257L258 258V260H256L257 258L255 259V262H256L255 263L254 260L252 261L251 256L249 257V255L252 254V251L249 254L248 250H246ZM186 250L188 251V249H186ZM195 250H197V248ZM195 250L192 251L193 254H195L194 253ZM206 250H207V248L205 249V251ZM216 250H218V249H216ZM155 251L153 252L154 255H155ZM163 251H164V248H163ZM191 251L189 252L190 254H191ZM205 251L204 252L201 251L202 252L201 255H200L201 258H203L202 254L205 253ZM215 251L214 252L211 251L210 253H213V256H214V253L216 254ZM238 251H237V253L239 254ZM241 251H240V253L242 254L243 252H241ZM176 252H179V251H176ZM230 252L231 251H229V253ZM249 252H250V250H249ZM153 253H150V254L153 256ZM210 253L208 255V253L206 252L207 256H206V260H204V263H205V261H207V264L208 263L211 264L212 262H216V261H213L212 255ZM217 253H218V251H217ZM232 253L233 252H231V255H233ZM148 254H147V256H148ZM169 254H167V256ZM175 254H178V253H175ZM227 254H228V252H227ZM234 254H236V253H234ZM254 254L256 256L258 255V254H256V251L254 252ZM263 254L261 253V256H263ZM160 255L161 254H159V256ZM195 255H197V252H196ZM167 256H165V257L167 258ZM182 256L183 255H180V256L178 255L177 257L174 256V258H173L172 254H171L170 257L172 258V260L174 259V262L173 261H169V262L170 263L172 262V264H176L175 261H177L178 257H181V258L185 257V256H183V257ZM188 256H186L187 260H188ZM223 256L226 257V255H224V254H223ZM223 256H222V259H221L222 261L224 259ZM233 256H235V255H233ZM254 256H252V258ZM135 257H136V260H135ZM146 257H145V259L148 260V258H146ZM165 257L164 258L161 257V259L164 261ZM191 257H192V255L189 256V258H191ZM238 257H240V256L238 255ZM238 257H237V261H239ZM149 258H151V257H149ZM175 258H177V259H175ZM185 258H183V259H185ZM195 258H194V260H195ZM248 258H249V260H248ZM159 259H158V261H159ZM161 259H160V261H162ZM167 259H169V257ZM153 260H154V258L149 260V262H151ZM156 260H157V258H156ZM156 260H154V261L156 262ZM187 260L185 259V262ZM199 260H200V258H199ZM227 260L228 259L225 258V261H227ZM243 260L239 261V262H241V264H244L245 262ZM262 260H264V258H262ZM154 261H153V263H154ZM191 261H189V262L187 261L188 264L189 263L193 264V261L192 262ZM196 261H198V260H196ZM222 261H220V262L223 263ZM250 261H252V262H250ZM142 262H139V263H142ZM149 262H147V263H149ZM166 262L164 261L162 263L165 264ZM179 262L181 263L180 259H179V261H177V263H179ZM228 262H227V264H229ZM235 262L236 261L234 260V263ZM144 263H146V262H144ZM197 264H199V263H197ZM215 264H218V263H215ZM224 264H226V263H224Z\"/></svg>", "mask_w": 264, "mask_h": 264}, {"label": "rangeland", "instance_id": "374dc122", "mask_svg": "<svg viewBox=\"0 0 264 264\" xmlns=\"http://www.w3.org/2000/svg\"><path fill=\"white\" fill-rule=\"evenodd\" d=\"M4 1H7V0H3V3H5V4L8 3V4H7V7H5V5L2 4V2H1V0H0V4H1V6L4 5V7H5V11H3V8L0 6V10L3 11V14L0 15V16H3V15H4V16H3L4 19H3V18H0V20L2 19V20L0 21V23L3 24L4 22L2 23V21L5 20V19H7V18L10 16V19L8 18L9 20H8V21L6 20L7 22L5 21L6 23H10V24H9V25H5V24L0 25V27H1V28H0V32H1V30H2V27H5L6 29H5V28H4V29H5L6 31H5L4 29H3V30L5 31L4 33L7 34L6 36L3 35L4 33H3V30H2L1 33H3V34L0 33V38H1V35H2V39H3V40H1V39H0V40L2 41V43L4 42L3 44H5V46H6L7 48L9 47V48L7 49V52H6V53H9L10 55H9V54H8V55H5V58H6V56H7L6 59H8V56H10L9 58H10V59L12 58L13 61H12V59H11V60L9 59V60H7V61L10 62V63L12 62V66L17 64V66L19 67V70L17 69L18 67H16V66L13 67L14 69L16 68L17 71H18V75H17V76H19V77H17V76L15 77V78H17V80L20 79V78L22 77V74H23V78H24V76L27 77L28 75H32V76H33V74H31L32 72L34 73V72H37L38 70L40 71V69L37 68V66H38V62H39V59H40V58H38V56H37L36 54H34V52H33L34 50L31 51L32 49H30V48H32V47L34 48V46H36V43H37V42H30V41H29L32 37H33V39H31L32 41H34L35 38H36V36H35L34 33H33L34 31L31 33L32 37L30 36V33H29L30 31L34 30V29H32L33 27L31 26V25H32V22H31L30 18H31L32 16H34V18L38 17V18H36V20H35L33 17H32L33 19L31 18L32 21H33V23L35 22L34 24H38L37 22H41V24L44 25V22H45V24H47L46 21H48V20L45 21V17H48V16L51 17V19H49L50 22H49L47 25H44V26L42 25V26L44 27V29H45L46 26H48V27L50 26L49 28H51V29H52V28H55V27H59V26H61V27H60L61 29H60V28H56L58 31H57L56 29H55L56 32L53 30V34H51V36H50L51 38L49 37V35H48V37L46 36L47 39H48V38H49V40L51 39V40H50V44L53 42V43H54V46H53V43L51 44V46H53L52 48H50V47H46L47 45H45V48H49V49H46V50H48V51H46V54H47V55L45 54L44 56H42V57H48V55H49V56H50V55L53 56V63H52V66H51L52 69L50 68V70H49L48 72H47V71L44 72L43 70H41V71H43V72L45 73V77L43 78V80L49 76V78H47V81H46L48 84H46L45 81H44L45 83H43L44 90L46 89V91H47V92H46V91H44V92H45V93H48V94L52 93V92H51L52 90H57V89H55V88L57 87V86H56V83L58 84V83L60 82V81H58V79H59V77H58L59 74H60L62 77H63V74H64V76H65L66 74H68V71H70L71 68H75L76 64L79 62V61H78L79 58H78V55H77V51H78V49L85 47L86 44L88 43V38H87V37L91 34V33H90V34L88 35V33H89V31L92 32V31L95 30V29H93V28H95V26H96L95 23H96V21H99V18L102 17V15H100V13L103 14V12H104L103 9H105V8H103V7L101 8L100 5H97L98 3H97V4H96V3H93V2H91V0H72L73 2H72L71 0H58V1L56 0V2H55V0H34V1H33V0H32V1H29V0H25V1H24V0H22V1H21V0H18V2H22V3L24 2L23 4H25V5H23L22 3H19V5H18V3H17L15 0H9V1H7V2H4ZM26 1L29 2V3L27 2L28 5H32V4L34 3V4L31 6V8H30L29 6H28V7L26 6V3H25ZM60 1H62V2H60ZM63 1H64V2H63ZM65 1H67V2H65ZM82 1H83V2H82ZM182 1L187 2V3L190 4V5H193L194 7L196 6V10H195V13H196V14L193 16L192 20H193L194 23H197V24H200V25L203 24V26H202L203 29L205 28L204 30H205V31L207 30V31H206L207 33H204V34H203L204 37L201 36V38H202L206 43L208 42L209 44L211 43L212 40H213V41L215 40L214 42H216L217 40H220V41H217V43H215V44H216L215 46H217V47L220 45V46L218 47L219 49L216 47V48H214L215 50L213 49L214 51L211 50V49H212V48H211V47H212V44H210L211 47L208 48V50H206L205 48H207V46L209 47V45H207V44L205 43L206 45H201V47H200V46L198 47L199 52L197 51V54H196V53H194L195 55H194V54H191V56H193V58L191 59L192 61L190 60V62H189L188 64H190L191 66H192L193 64H197V65H196V66H197V69H198L197 71L200 70V66H201V65H204V66H205V65H209V64H210V67H209V66H206V69H204V72H203L204 77L202 76V78L200 77V80L198 79V81H199L200 83H201V82H203V83H201V88H202V89L200 88L201 93L196 95V96H198L197 99H198V100H200V99L202 100V98L204 97L203 100H205V101L202 103L203 105H204V103H205V104H210V103H212V101H213V99H214V102H216V104H218V105H217V108L215 109L216 111H217V109H218L220 106H222V108H223V107H224L223 105L226 104V99H227V98H225V97L227 96V94L225 93L226 96L224 95V88H225V90L233 91V94H231V96H232V95L236 96V97H237V99H236L237 101H240V102H243V101H244V102H246V103H247V102L250 103V101L259 100L260 96H259L258 94L255 95V94H254L253 92H251V91L255 88V87H253V86H256V89L258 88L257 85H253L254 83L262 82V80L264 81V78L262 79V76H261V74H260V73H262V72L264 71V70H263V68H264V60H263V59H264V56H262V53H263V51H264V50H262V49H264V48H262V47H264V39H262V38H264V29H263V28H264V25L262 26V24L264 23V22H263V21H264V20H263L264 17L262 18V16H264V15H263L262 12L264 11V9L261 10V11H259L260 9H257L258 7H259V8H262V6H263V8H264V0H252V2H250V3H249L250 0H245L244 2H243V0H241L242 3L240 2V0H238V1H237V4H236V2H235L236 0H228V1H227V0H224V1H223V0H182ZM189 1H190V2H189ZM225 1H226V2H225ZM229 1H230V2H229ZM41 2H42V3H41ZM54 2H55V3H54ZM57 2H58V3H57ZM68 2H69V3H68ZM71 2H72V5L76 3L75 6H74V5L71 6ZM81 2H82V3H81ZM227 2H229V4H227ZM233 2H235V4H234ZM238 2H240L239 5H238ZM246 2H247V4L249 3V4H248V5H249L248 8H250L249 10H247L248 8H246V6H247V4H245ZM15 3H16V4H15ZM31 3H32V4H31ZM88 3H89V4H88ZM223 3H224V4H223ZM251 3H252V4H251ZM261 3H263V4H261ZM54 4H55V6H54ZM62 4H63V5H62ZM69 4H70V5H69ZM80 4H81V5H80ZM93 4H94V5H93ZM230 4H232V5H230ZM21 5H22V7H23L22 9H23L24 12L26 13V15H25V13H24L23 11H21V8L18 9V10L21 11V13H24V15H25V16L23 15L24 18L26 17L27 20L29 19V20H28V23L26 22V19H23V18H22L23 16H22L21 13H20L21 16L19 15V13H17V12H19V11H16L15 13L13 12V10H14L15 7H17V6L21 7ZM44 5H45V6H44ZM48 5H49V6H48ZM50 5H51V6H50ZM61 5H62V6H61ZM64 5H65V6H64ZM83 5H84V6H83ZM90 5H91V6H90ZM224 5H225L226 7H225ZM233 5H235V6H233ZM243 5H244V7H245V9H246L247 11L242 9V8H244V7H242ZM245 5H246V6H245ZM251 5H252V6H251ZM260 5H261V6H260ZM56 6H57V7H56ZM63 6H64V7L68 6V7L64 8ZM87 6H88V7H87ZM236 6H237L238 8H237ZM239 6H240L241 8H240ZM10 7H11V8L13 7V8L11 9ZM19 7H18V8H19ZM34 7H35V8H34ZM36 7H37V8H36ZM38 7L40 8L41 11L38 9ZM61 7H62V8H61ZM69 7H70V8H69ZM76 7H77V8H76ZM90 7H91V8H90ZM96 7H97L98 9H97ZM200 7H201V8H200ZM231 7L233 8L232 10L237 9V10L240 11V12H241V9H242V12L244 11L245 13L241 14L242 12L240 13V12H238V11H236V10H234V11H236V12H233V13H232V12H231V11H232V10H231ZM234 7H235V8H234ZM6 8H9L11 12L8 11L9 9H6ZM28 8H30V10H29ZM32 8H33V9H32ZM45 8H46V9H45ZM73 8H74V9H73ZM75 8H76V9H75ZM99 8L102 10V12H101V10L99 11ZM226 8H227V9H226ZM239 8H240V10H239ZM251 8H252V9H251ZM253 8L256 9L255 11H257V12L259 11V15H260V13L262 14V16L260 15L261 18H259V15H258V17H257V15L254 14V13H257V12H254V13H253V11H254ZM25 9H26V10H25ZM57 9H58V11H57ZM71 9H72V11H71ZM79 9H81V11H80ZM202 9H203V10H202ZM44 10H45V11H44ZM50 10H51V11H50ZM63 10H64L65 12H61V11H63ZM66 10H68V11H66ZM76 10H77V11H76ZM132 10H133V9H132ZM230 10H231V11H230ZM30 11H31V12H30ZM33 11H34V12H33ZM39 11H40V12H39ZM56 11H57V12H56ZM135 11H136V8H135ZM250 11H252V12L250 13ZM8 12H10V14H12V12H13V14L16 15V18L18 17L17 20H16V18H15V19H14V22H13V18H12V17H15V16L13 15V16L11 17V15H10ZM69 12H70V13H69ZM133 12H134V11H133ZM230 12H231V13H230ZM237 12L240 13L238 16L236 15ZM246 12L249 13L250 15H248ZM1 13H2V12H0V14H1ZM27 13H28V14H27ZM55 13H57V14L55 15ZM58 13H59V14H63V15L66 13V15L61 16V15H59ZM73 13H74L75 15H71V14H73ZM86 13H89V15L86 14ZM130 13H131V12H130ZM130 13H129V15H130ZM134 13H135V12H134ZM238 13H237V14H238ZM7 14H8V16H7ZM30 14H31V15H30ZM33 14H34V15H33ZM36 14H37V15H36ZM51 14H53V15H51ZM69 14H70V15H69ZM98 14H99V15H98ZM110 14H113V12L110 13ZM135 14H139V13L137 12V13H135ZM252 14L257 18V20L259 19L258 22H259L260 24H259L256 20H254V19H256V18H255L254 16H252ZM257 14H258V13H257ZM17 15L20 16V19H21V20H18V19H19V16H17ZM40 15H41L42 17H40ZM43 15H44V17H43ZM54 15H55V16H54ZM58 15H59V18H60V19L58 18ZM79 15H80V16H79ZM84 15H85V16H84ZM142 15H143V14H142ZM142 15H139L141 18H137V17H135L136 15H134L133 13H131L132 19L137 18V19H135V20H132V22H134L135 25H137V24H138V25L141 24V25H139V26H134V24H133V25H132V26H133V27H132V30H134V29L139 30V28L142 27V29L140 28V29H141V30H140L141 32L139 31V32H140V33H139L140 35H138V36L135 35V34H138V31H137V30H136L137 33H135L134 31H132V38H135V39H136V37H139V36H140V37L137 39L138 41H137V40H136V41H133V39H132V42H133V43H132V45H133V46H132V47H133L132 49L135 48V50H133L134 53H132V50H131V53H132V55H131V56H132V60H133L134 58H136V60H137V58H138V57H136L137 52H139V51L141 50V48H142L144 45H145V46L148 45V42H149V41H152V40L154 39L153 42H155V43H151V44H150V45H153V47H154V44H155V47H156V46L158 47V44H162V45H159V49L156 48V49H158V53H159L160 55H157V52H154V50H156L155 47L153 48V52H154V54H152L153 56L149 55V59L151 58V59H150L151 62L143 63V61H142L141 59L144 57V55H143V56L141 55V58H140V56H139L140 59L137 60V63H142V64H140V66H139V64H136V65H138V67H142V65H143V67H147L148 65H149L148 67H150V66H155L156 68L158 67V68H157L158 71L154 72V74H152V75H153V78H154L155 76H157V77L159 76V78H156V77L154 78L155 81H156V79H157V84H158V85H156V83H154L155 85L152 84L153 86H155V87H153V88H152V87H149L150 85H149V86H144V88L142 87V90H140L139 95L136 94V97H137V98H136L135 100L132 101V102H133V108H134L133 111L138 110V109L140 108V106H141V107H149V106H152L153 103H155V104L157 103V104H156L157 106H155V105L153 104L156 108H157V107L159 108V109H158V110H159L158 113L156 112V114H157L156 117H157L158 119L160 118V119H165V120H167V118H170V117H167L168 115L171 116L172 114L175 113V112L172 113V110H175V111H176L177 109H179V108H176V107L179 106V104H178V105L175 104L178 100H180V96L177 95V96L179 97L178 100H177L178 97L176 96V94H177V93H176V92H177V85H176V82H177V78H178V76H176V75H179V72L181 71V69H179V67L181 66V62H183L184 60L182 59L183 61H181L180 58H181L182 56H180L181 54L178 55L177 52H178V50H179V43H180V41H181V42H182V41L184 42V39H182V40L179 41V40H177V39L174 38V37H170V38L167 37L168 39L173 38V40H175V42H174V41L171 39L172 42H173V44H174V43L178 44L177 46H176V44H175V47H174L173 44H172V42H170V41L168 42V41H167V38L165 37V34H164L165 32L163 31V32H164V33H163V32L161 31V28H162V27H161V26H158V25L161 24V23L159 22V19H158L157 17H155V18H157V21H158V22L155 21L156 19L150 21V20H148L149 18H151L150 16L147 17V15L144 14L145 17L143 16V19H142ZM226 15H227V16H226ZM228 15L230 16V21H228V20H229V19H228V18H229ZM231 15H232V16H231ZM233 15H236V17L233 16ZM52 16H53V17H52ZM72 16H73V17H72ZM90 16H92V18H89ZM112 16H113V15H112ZM114 16H115V14H114ZM114 16H113V17H114ZM137 16H138V15H137ZM239 16H241V19H243V20H242L243 22L241 21L240 18H239L240 20L238 19ZM242 16H244V17L242 18ZM247 16H248V18H247V22H246L245 18H246ZM5 17H6V18H5ZM27 17H28V18H27ZM29 17H30V18H29ZM65 17H67V18H65ZM74 17H75V20H74ZM95 17H96V18H95ZM232 17H235L236 20H234V18H232ZM41 18H42V19H41ZM61 18H62V20H61ZM64 18L67 19V20L63 22V20H65ZM77 18H78V19H77ZM87 18H88V21H87ZM231 18H232V19H231ZM251 18H253V19H251ZM38 19H39L40 21H37ZM58 19H59V20H58ZM82 19H83V21L86 19V21L82 22ZM93 19H96V21L94 22ZM140 19L142 20L143 24H142V22L137 23V20L141 21ZM206 19H207V20H206ZM237 19H238L240 22H239ZM15 20H16V21H15ZM22 20H23V22H26L27 24H26V23H25V24L22 23ZM41 20H42V21H41ZM43 20H44V21H43ZM70 20H71V21H70ZM78 20H79V22H78ZM90 20H91V21H90ZM144 20H145L146 22H145ZM183 20H184V24H186V23H188V22L190 21V19H189V18H186V17L183 18ZM244 20H245V22H244ZM252 20H253V22H252ZM262 20H263V21H262ZM9 21H11V22H9ZM29 21H30V22H29ZM60 21H61V22H60ZM69 21H70V22H69ZM152 21H153L154 23H157V24L155 25ZM226 21L229 22L231 26H230L229 23H227ZM232 21H233V22H232ZM237 21H238V22H237ZM12 22H13V25H11ZM16 22H18V23H16ZM59 22L61 23L60 25H59ZM65 22H68V23H69L68 26H67V23H65ZM74 22H75V23H74ZM88 22H90V23H88ZM93 22H94V23H93ZM135 22H136V23H135ZM234 22H235V23H234ZM255 22H256L257 24H259V25L262 26V27L260 26L261 29H259L260 27H258L257 24H256ZM261 22H263V23H261ZM15 23H16V24H15ZM19 23H21V24H19ZM53 23H54V24H53ZM62 23L64 24V26H63ZM70 23H71V24H74V26H73V25H70ZM146 23H147V24H146ZM158 23H160V24H158ZM236 23H237V25H236ZM251 23H252V24H251ZM253 23H254V24H253ZM17 24H18V26H17ZM28 24H31V25H28ZM34 24H33V25H34ZM52 24H53V25H52ZM56 24H58L59 26H57ZM65 24H66V25H65ZM145 24H146V25H145ZM208 24H209V25H208ZM210 24H211V25H210ZM232 24H234V25H232ZM238 24H239V25H238ZM241 24H243V25L247 24V25H245L246 27L244 26V27H245V28H244ZM255 24H256L257 27L255 26ZM10 25H11V26H14V27H17L16 32L18 31V34H17L16 32H14L15 30L13 29L14 31L12 30L13 34L11 35V28H13V27H11ZM20 25H21V26H20ZM22 25H24L25 28H24ZM27 25H28L29 27L31 26L28 32H27V30H28V28H27L28 26H27ZM91 25H92L93 27H92ZM148 25H149V26H148ZM150 25H151L152 28H150ZM227 25H228V26H227ZM6 26H7V27H6ZM34 26H36V25H34ZM42 26H41V27H42ZM53 26H54V27H53ZM78 26H79V28H77ZM87 26H88L89 31L86 30ZM90 26H91L92 28H91ZM162 26H163V25H162ZM224 26H225V27H224ZM232 26H233L234 28H233ZM235 26H236V27H235ZM237 26H239V27L241 26L239 29L242 30V31H240V30L238 29ZM253 26H255L256 28L253 27ZM19 27H21V29H20ZM43 27H42V28H43ZM63 27H64V29H63ZM71 27H73V28L71 29ZM82 27H84V28L86 27V28L84 29V28H82ZM136 27H137V28H136ZM145 27H146V28L149 27L150 30H147L148 28L146 29ZM158 27H161V28H158ZM163 27H164V26H163ZM207 27H208V28H207ZM229 27H230V28H229ZM231 27H232V28H231ZM251 27L254 28V30H255V32L257 33V35H256L255 32L253 31V28H252V32H251V30L249 29V28H251ZM22 28H24V31H22V30H23ZM69 28H70V29H69ZM80 28H81L82 31L80 30ZM143 28L146 29V30L144 31ZM223 28H224V29H223ZM226 28H227V29H226ZM235 28H237V29L235 30ZM15 29H16V28H15ZM26 29H27V30H26ZM31 29H32V30H31ZM59 29H60V30H66L67 33H66V32H63V31L60 32ZM67 29H68V31H67ZM74 29H75V30H74ZM92 29H93V30H92ZM151 29H152L153 31H151ZM156 29H157V30H158V29L160 30L159 33H154V31H155ZM163 29H165V28H163ZM163 29H162V30H163ZM222 29H223V30H222ZM230 29L233 30V31H228V35H229V36H228V35H227V30H230ZM243 29H245V31H248L247 33H248L249 37H248V35H247V33H246L247 39H246V38H245V39L243 38V37H245V35H244V36H243V35L241 36V34H239V33H241V32H242V34H245V32H243V31H244ZM246 29H248V30H246ZM262 29H263V33H262ZM20 30H21L22 33L20 32ZM25 30H26V31H25ZM40 30L42 31L41 28H40ZM165 30H167V29H165ZM190 30H191V29H189V33H190ZM209 30H210V31H209ZM256 30H257V31H256ZM83 31H84L85 33H84ZM147 31H149V33H150V31H151V32H153L154 34H152V33L149 34ZM167 31H168V30H167ZM167 31H166V32H167ZM197 31L199 32V30L196 29V32H195V33H197V35H195V36L192 35V34H195V33H193L192 31H191L192 33H190V35H192V36L194 37V39L196 40V42H197V41H200V42H201L202 39L200 40V37H199V38L197 37V36L199 35ZM222 31H224V32H222ZM235 31H236V32H235ZM259 31H260V33H259ZM19 32H20V34H19ZM25 32H26L27 34L29 33V34H28L29 36H27ZM42 32H43V31H42ZM54 32L56 33V35H55ZM58 32H60V33H58ZM62 32H63V33H62ZM70 32H71V33L73 32V34H71ZM86 32H87V33H86ZM143 32H144L145 35L143 34ZM145 32H146L147 34H149V35H152L151 38H152V37H154V38H153L152 40L149 39V38H150L149 35L146 36V33H145ZM157 32H158V31H157ZM225 32H226V33H225ZM230 32H231V34H230ZM233 32H234V35H233ZM250 32H251V34H250ZM253 32H254L255 35L252 36V33H253ZM14 33H16V34H14ZM68 33H69V34H68ZM74 33H76L77 35L74 34ZM83 33H84V34H83ZM92 33H94V32H92ZM235 33H236V34H235ZM21 34H22V35L24 34L23 37H22V40H21L20 37H19V39H18V35H21ZM57 34H59V35L61 36V38H63V37H64V38L61 39ZM67 34H68V36H66ZM142 34H143V35H142ZM157 34H158V35H157ZM159 34H160V36H159ZM220 34H221V35H220ZM237 34H238V36H237ZM259 34H260V36L262 35L261 38L259 37ZM10 35H11V36H10ZM14 35L17 36V37H16V39H12V40H14L13 42H16L17 44H16V43H12V42H11V41H12L11 39H10V40H9V39H8V40L5 39V38H9L8 36L14 38V37H15ZM22 35H21V36H22ZM25 35H26V36H25ZM71 35H72V36H71ZM78 35H79V37H78ZM156 35H157V36H156ZM163 35H164V36H163ZM168 35L171 36L169 33H168ZM190 35H189V36H190ZM231 35L234 36V38H233ZM235 35H236V36H235ZM24 36L26 37L25 39H27V37H28L27 42L29 41V42L32 44L31 46H30V44H26L25 47H23L24 45L21 47V45L25 43V41H24ZM34 36H35V37H34ZM81 36H82V37H81ZM144 36H145V38L142 39V37H144ZM161 36H162V37H161ZM166 36H167V33H166ZM199 36H200V35H199ZM215 36H217L216 38H218V39H216V38H212V37H215ZM226 36L229 37V39H228ZM250 36H251V38H252L251 40H250ZM256 36H258V37H256ZM4 37H5V38H4ZM30 37H31V38H30ZM53 37H54L55 39H54ZM56 37H57V39L60 38L61 43H63L62 40L64 41V40H66V38H67V39L69 38V42H66V41H67V40H66V41H64V43H65L66 46L64 45V43H63V45H62V44L60 45V42H58L59 40L57 41ZM65 37H66V38H65ZM77 37H78V38H77ZM80 37H81V38H80ZM83 37H86L87 39H86V38H83ZM158 37H159V38H158ZM195 37H197L198 39H196ZM221 37H222V38H221ZM224 37H225V38H224ZM231 37H232V38H231ZM52 38H53V39H52ZM70 38H72V39H70ZM74 38H75L76 40H75ZM140 38H141L143 41H142ZM157 38H158V39H157ZM162 38H164V39L166 38L165 41H163V43H162V41H159V40H161ZM187 38H189V37H186V39H187ZM190 38H191V37H190ZM190 38H189V39H190ZM210 38H211V39H210ZM223 38H224V39H223ZM235 38H236V39H237V38H240V39L236 40ZM241 38H242V40L244 39V41H243L244 43L241 42ZM254 38H255V39H254ZM4 39H5V41H4ZM73 39H74V42H73ZM84 39H85V40H84ZM135 39H134V40H135ZM144 39H145V41H144ZM164 39H163V40H164ZM221 39H222V40H221ZM253 39H254V40H253ZM261 39L263 40L262 43H261V41H262ZM53 40H54V41H53ZM71 40H72V41H71ZM140 40H141V43L143 42L142 44H144V43H145V44H144V45H141ZM146 40H147V41H146ZM157 40H158L159 42H158ZM192 40H193V38H191L189 41H192ZM210 40H211V41H210ZM233 40H236V41H233ZM245 40H246L247 44H246ZM6 41H8V42H6ZM18 41L21 42L20 45L18 44ZM23 41H24V42H23ZM35 41H36V40H35ZM55 41L58 42V43H57V44H59L58 46H56L57 44H56ZM76 41H77V42L79 41V43H77ZM80 41H81L82 43H80ZM84 41H85V42H84ZM86 41H87V42H86ZM156 41H157V43H156ZM186 41H188V40H186ZM223 41H224V42H223ZM232 41H233V42H232ZM238 41H239V42H238ZM250 41H251V45L249 44ZM252 41H253V42H252ZM256 41H257V44H259V45H257L256 43L254 44V42H256ZM20 42H19V43H20ZM29 42H28V43H29ZM48 42H49V41H48ZM135 42H137V43L139 42V44H137V46H136V43H135ZM178 42H179V43H178ZM202 42H203V41H202ZM214 42H213V43H214ZM219 42H220L221 44H220ZM236 42H238V43H236ZM240 42H241L242 44H240ZM11 43H12L13 45H12ZM33 43H34V45H33ZM46 43H47V42H46ZM46 43H45V44H46ZM71 43H72V45H71V47H70V44H71ZM74 43H75V44H74ZM203 43H204V42H203ZM203 43H201V44H203ZM233 43H234V44H233ZM3 44H2V46H3ZM9 44H10V45H9ZM15 44H16V45H15ZM43 44H44V43H43ZM47 44H49V43H47ZM83 44H84V45H83ZM134 44H135V45H134ZM171 44H172V46H171ZM252 44H253V45H252ZM260 44H262L263 46H261ZM0 45H1V42H0ZM18 45H19V47L21 48L20 50L18 49V48H19ZM77 45H78V46H77ZM82 45H83V46H82ZM222 45H223L224 47L227 46V47H226L227 49L225 48V49L222 50V48H221V47H223ZM229 45H230V46H229ZM238 45H239V46H238ZM248 45H249L250 47H252V48H250ZM14 46H17V47H15V48L18 49V50H17V49H15V48H13L14 50H16V55H15V51H14V50L12 51V47H14ZM49 46H50V45H49ZM81 46H82V47H81ZM145 46H144V47H145ZM160 46H162V49H160ZM205 46H206V47H205ZM236 46H238V47H236ZM243 46H244V47L247 46V47H246L247 50L245 49V52L239 53V51H240L239 48H241V47H243ZM54 47H55V48L57 47V48L55 49ZM60 47H61V48H60ZM65 47L67 48L66 50H65ZM69 47H70V48H69ZM74 47H75V48L78 47V49L75 50ZM137 47H138V48H137ZM144 47H143V48H144ZM163 47H165V48H163ZM177 47H178V48H177ZM202 47H204V48H202ZM213 47H214V44H213ZM224 47H223V48H224ZM254 47H255V48H254ZM10 48H11V51H9ZM24 48H25L26 50H28L29 53L32 52L31 54L27 53V56H28V57L30 56V58L27 57V59H26L27 61H29V63L31 62V63H30V64L32 65V66L30 65L31 68H33V66H34V69H35V70H33V69L29 68V65H28L27 67L29 68V70L32 71L30 74H28L29 70H28L27 72H25L27 68H24V66H25L26 64H29V63H26V64L24 63L25 65L23 66V69H25V71H24L25 73L22 72V71H23V69H22V63H23L24 61H22V63H21L20 66H19L18 63H17V62L19 61V59H21V58H19V57H16L18 54H20V57H21V55H22V59L26 58V53H24L26 50H25ZM71 48H72V49H71ZM166 48H167V49H166ZM168 48H169V49H168ZM174 48L177 49V52H175V51L172 52V51L174 50ZM188 48H189V49H188L189 51H192V49H193V50H196L194 47H192V48L188 47ZM235 48H237V49H235ZM34 49H35V48H34ZM51 49H52V50H51ZM57 49H58V51L56 52ZM59 49H60V50H59ZM63 49H64V51H63ZM73 49H74V52H73ZM165 49H166V50H165ZM176 49H175V50H176ZM209 49H210V50H209ZM228 49L231 50V52H230ZM251 49H253V50L251 51ZM260 49H261V50H260ZM69 50H70L71 52H70ZM161 50H162V51H161ZM169 50H170V51H169ZM217 50H218V51H217ZM232 50H233V51H232ZM235 50H237V51L239 50V51L237 52V51H235ZM254 50H255V52H253ZM257 50H258V52H259L260 54H258ZM8 51H9V52H8ZM19 51H20V53H17V52H19ZM44 51H45V49H44ZM65 51H69V52H65ZM135 51H136V52H135ZM156 51H157V50H156ZM200 51H202V52H200ZM203 51H205L206 53H207V51H209L210 53H211V51H212V53H214L215 56H213V59H212V57H211L210 55H213V54H210L209 52H208L209 54H208V53L206 54V53H204ZM223 51H224V52H223ZM248 51H250V52H248ZM10 52H12V53H10ZM49 52H52V53L50 54ZM58 52L60 53V55H59ZM61 52H62V53H61ZM160 52H162V53H160ZM232 52H233V53H232ZM235 52L238 53V54H236ZM21 53H23V54H21ZM44 53H45V52H44ZM54 53H55V54H54ZM56 53H57L58 56L56 55ZM66 53H67V55H66ZM68 53H70V55H69ZM73 53H74V54H73ZM84 53H85V52H83L82 57H84ZM155 53H156V54H155ZM163 53H164V54H163ZM171 53H172V54H171ZM202 53H203V54H206V55L203 56ZM243 53H244V54H243ZM245 53H248V54H245ZM11 54H14V56L12 57ZM33 54H34V55H33ZM52 54H53V55H52ZM63 54H65L66 56L63 57ZM133 54H134L135 56H133ZM176 54L178 55V59H179L181 62L177 59V57H176L177 55H176ZM198 54H199V55H198ZM239 54H240V55H239ZM255 54L258 55V58H256L257 55L254 56ZM24 55H25V56H24ZM35 55H36L37 57H35ZM73 55H74V56H73ZM75 55H76L77 57H76ZM161 55H162L163 57H165L166 60H163V59H162L163 57L161 58ZM164 55H165V56H164ZM197 55H198L200 58H197V57H196ZM216 55H218V56L216 57ZM230 55H231V58H230ZM241 55H243V56L241 57ZM251 55H252V57H251ZM263 55H264V53H263ZM23 56H24V57H23ZM31 56H33L34 59H33ZM54 56H55V57H54ZM156 56H160V57H158V58H160L161 60L158 59ZM166 56H168V57L166 58ZM179 56H180V57H179ZM207 56H208V57H207ZM225 56H227V58H226ZM235 56H236V57H235ZM2 57H3V55L0 57V59H1L0 61H6V59H2ZM65 57H66V58H65ZM67 57H69L70 60H69V58H67ZM73 57H74V58H73ZM75 57H76V58H75ZM203 57H205V58H204L205 61H204V59L202 60ZM232 57H235V59L232 58ZM237 57H238V58H237ZM254 57H255V58H254ZM14 58H15V59H14ZM36 58H37V59H36ZM54 58H55V59H54ZM61 58H62V60H61ZM63 58H65L66 60L63 59ZM129 58L131 59V57H129ZM153 58H154L155 60H154ZM156 58H157V60H156ZM175 58L178 60L177 62L180 63V66H179V64H177V63L175 64V63L173 62L174 60H176ZM209 58H210V60H209ZM217 58H218V59H217ZM242 58H244V59H242ZM17 59H18V61H17ZM22 59H21V60H22ZM43 59H44V58H43ZM57 59L61 60L62 62H63V60H64V62L62 63L61 61H59V60H57ZM73 59H74V60H73ZM173 59H174V60H173ZM197 59L200 60L199 62H201V60H202V62L199 64V62H198ZM206 59H208V60H206ZM211 59H212V60H211ZM220 59H221V60H220ZM231 59H232V60H231ZM233 59H234V60H233ZM237 59H238V60H237ZM255 59H256V60H255ZM14 60L17 61V62H15ZM32 60H33L34 62H32ZM36 60H37L38 62H37ZM71 60H72V61H71ZM139 60H141V62H139ZM194 60H195V62H197V63L193 62ZM196 60H197V61H196ZM236 60H237V61H236ZM243 60H245V62H243ZM250 60H252V61H250ZM262 60H263V61H262ZM27 61H26V62H27ZM35 61H36L37 63H35ZM65 61H66V62H65ZM73 61H74V63H73ZM133 61H135V59H134ZM155 61H156V62H155ZM159 61H160V62H159ZM163 61H164V62H163ZM207 61H210V62H212V63H210V62L207 63ZM223 61H225V62H223ZM227 61H229V62H228L229 64L227 63ZM233 61H235V63H234ZM239 61H241V64H240L241 67H242V65L244 66V63H245V67H242V68H241V71H240V68L238 69V67H237V66H240V65H239ZM247 61H248V62H253L252 64L257 66V67L254 66V67L257 68V71H256V69H253V67H252L253 65H252V64L248 66V65H247ZM261 61H262V64L259 65V62L261 63ZM8 62H7V63H8ZM56 62H57V63H56ZM59 62H60V63H59ZM161 62H162V64H163L162 66L164 67V69L161 67V64H160ZM172 62H173V63H172ZM175 62H176V61H175ZM191 62H192L193 64H192ZM256 62H257V63H256ZM0 63H1V62H0ZM3 63L5 64L6 62H3ZM3 63H1L2 66H3ZM7 63L5 64V66L8 65V66H7L8 69H12V67H9L10 64H7ZM14 63H15V64H14ZM66 63H68V64L65 65ZM135 63H136V62H135ZM203 63H204V64H203ZM216 63H217V65H215ZM236 63H237V64H236ZM19 64H20V63H19ZM60 64H61V65H60ZM145 64H146V65H145ZM153 64H154V65H153ZM156 64H157V65H156ZM158 64H159V65H158ZM166 64H168L169 67H170V65H172L173 67H170V69H171V68H172V69H171V70H167L169 67L167 68V65H166ZM174 64H175V66H174ZM211 64H212V68H211ZM227 64H228V66H227ZM230 64H231V65H230ZM36 65H37V66H36ZM62 65H63V67H61ZM165 65H166V66H165ZM182 65H183V64H182ZM184 65H186V64L184 63ZM235 65H236L237 68L235 67ZM2 66H0V67H2ZM10 66H11V65H10ZM35 66H36V68H35ZM53 66H54L55 68H57V69H55V68L53 69ZM58 66H60V67H58ZM66 66H67V67H66ZM196 66H195V67H196ZM213 66H214V68H213ZM260 66H261V68H260ZM3 67H4V66H3ZM25 67H26V66H25ZM159 67H161V68L163 69V72L161 71V70H162L161 68L159 69ZM174 67H175V68H174ZM177 67H178V69H179V70H178L179 72H178V73H175V75H172L173 73H172L171 71L176 72V71H177ZM183 67H184V66H182V68H183ZM246 67H248V68H246ZM20 68H21V69H20ZM58 68H59V69H58ZM62 68H63V69H62ZM180 68H181V67H180ZM209 68H210V69H209ZM221 68H222V69H221ZM243 68H244V69H243ZM61 69H62V72H63V73H60V72H61ZM65 69H67V70L65 71ZM68 69H70V70H68ZM212 69H213L214 71H216V72L212 71ZM245 69H246V70L249 69L248 72L245 71ZM251 69L254 71V73H252L253 71H252ZM260 69H261V70H260ZM21 70H22V71H21ZM55 70H56V71H55ZM57 70H60V71H57ZM63 70H64V71H63ZM175 70H176V71H175ZM210 70H211V71H210ZM217 70H218V71H217ZM258 70H259V72H258ZM8 71H10V70H8ZM52 71H53V72H52ZM167 71H168V72L170 71V72H169V73H170V74H169V77L172 75V76H171V79H170L169 77L166 78V74H165V77L163 76V75H164V72L167 73ZM208 71H209L210 73H209ZM221 71H222V72H221ZM228 71H229V72H228ZM250 71H251V72H250ZM255 71H256V72H255ZM260 71H261V72H260ZM19 72H20V73H19ZM43 72H41V73H43ZM50 72H52V73H50ZM157 72H158V73H157ZM205 72H208V73H206V77H205ZM211 72H212V73H211ZM246 72H247L248 74H247ZM249 72H250V73H249ZM7 73H9V72H7ZM7 73H5V74L7 75ZM21 73H22V74H21ZM26 73H27V76H26ZM57 73H59V74H57ZM156 73H157V75H156ZM224 73H225L226 75H225ZM236 73H237V74H236ZM245 73H246V74H245ZM251 73H252V74H251ZM256 73H257V75H256ZM24 74H25V75H24ZM46 74H47V76H46ZM53 74H54V75H53ZM161 74H162V75H161ZM208 74H209V75H208ZM254 74H255V75H254ZM6 75H5V77H6L5 80H6V81H7V79H8V80H11V78H10V74H8L9 76H8V75L6 76ZM50 75H51V76H50ZM57 75H58V76H57ZM167 75H168V73H167ZM229 75L233 76V79H234V80H232V77L229 76ZM42 76H44V74H43ZM52 76H53V77H52ZM207 76H208V78H207ZM249 76H251V77L249 78ZM256 76H257V78H256ZM7 77H8V78H7ZM50 77H51V78H50ZM56 77H57V78H56ZM209 77H210L211 79H210ZM229 77H230L231 79H230ZM15 78H13V80H14ZM23 78H21V79H23ZM52 78H53V79H52ZM63 78H64V77H63ZM160 78H161V79H160ZM164 78H166V79H164ZM213 78H215V79H213ZM221 78H222V79L224 78V80H222ZM227 78H228V79H227ZM48 79H49V80H48ZM75 79H76V78H75ZM158 79H159V80H158ZM172 79H173V81H172ZM209 79H210V80H209ZM220 79H221V80H220ZM242 79H244L243 81H244L245 83L241 81ZM251 79L254 80V81H252ZM45 80H46V79H45ZM55 80H57V81H55ZM61 80H62V79H61ZM154 80H152V81H154ZM227 80H229V81H228L227 83H225ZM236 80H237V81H236ZM246 80H247V82H246ZM18 81H20V80H18ZM50 81H52V83H51ZM155 81H154V82H155ZM170 81H171V82H170ZM205 81H206V82H205ZM210 81H212V82L214 83V85L212 84V87H213V88L216 86L215 84H218V83L220 84V83H221L220 85H218V87H216V88L219 89V90H220L221 88L223 89V90H220L221 94L219 93V90H217V89H216V90H215V89H214V90H211V89H210V88H211V85H210L211 82H210ZM219 81H223L224 84H227V85L229 84V85H228V86H225V85H224V88H223V87H222V82H219ZM257 81H258V82H257ZM53 82L55 83V85H54ZM163 82H165V84H164ZM208 82H210V83H208ZM235 82H236V83H235ZM253 82H254V83H253ZM49 83H51V85H53L54 87L51 86ZM160 83H162L163 85H162V84L159 85ZM172 83H173V85H172ZM206 83H208L210 86H209L208 84L206 85ZM252 83H253V84H252ZM263 83H264V82H262V83H260V84H263ZM247 84H248V85H247ZM6 85L9 86L8 84H6ZM45 85H47V87H46ZM202 85H203V87H202ZM233 85H234V86H233ZM237 85H238V86H237ZM244 85L247 86V88H246ZM159 86H161V88H160ZM163 86H164V88H163ZM207 86H209V87L206 88ZM242 86H243V87H242ZM249 86H251L250 89H249ZM52 87H53V89H52ZM59 87H60V86H59ZM59 87H58V88H59ZM147 87H149L150 90H151V88L153 89V90L151 91V93H150V90L147 89ZM172 87H173V88H172ZM174 87H175L176 89H174ZM226 87H227L228 89H227ZM47 88H48V89L50 88V89L47 90ZM154 88H155V89H154ZM157 88H158V89H157ZM159 88L161 89V91H160ZM171 88L173 89L172 92H170V91H171ZM205 88H206V89H205ZM213 88H212V89H213ZM162 89L164 90V92H163ZM207 89H208V91L206 92ZM242 89H246V90H248L247 93H244V94H246V98L244 97L245 95H242V94L239 92V91L242 90ZM157 90H158V91H157ZM175 90H176V92H174ZM147 91H149V92H147ZM168 91H169V92H168ZM203 91L206 92V93H203ZM211 91L213 92V95H212V96L209 94V93H212ZM42 92H43V91H41L40 93L42 94ZM44 92H43V94H45ZM49 92H50V93H49ZM152 92H153V93H152ZM208 92H209V93H208ZM216 92L218 93V96H217V93H216ZM222 92H223V93H222ZM250 92H251V93H250ZM26 93H27V92H26ZM142 93H143V99L140 98V97H142V95H141ZM162 93H164V96H162V95H163ZM169 93H170V94H169ZM171 93H172V94H171ZM173 93H174L175 95H173ZM207 93H208V95H210V100H209L210 103L208 102L209 96L206 95ZM156 94H158L159 97H158V95H156ZM160 94H162V95H160ZM203 94H205V96H207L208 98L206 99V97H205ZM247 94H248V95H251V96H248ZM27 95L30 96V95H32V94H29V93H28ZM27 95H26L25 97L22 96V97L24 98V99L22 98V100L19 99V96H18V95H16L15 98H14L15 101H20L21 103H23V105L26 103V105H24V107H21L22 104H21L20 102H18V106H17V104H16L17 102H15V101H14L13 103L10 102V101H13V100H14L13 97L10 96L11 98H9V99L7 100L8 103L10 102V103L8 104V106L6 105V108H7V109H5V110L3 109L4 111H2L1 114H4L5 112L9 113V111L11 110V109H10V106L13 107L12 110H15V109H17L18 107H20V108L18 109L19 112H20V110H22V108H23V109L25 108L24 110L21 111V112H23L24 114H25V112H26L27 110H28V111H31V112L33 113L34 110H35V109H33V108L35 107V108L37 109L38 106L40 107L41 104H40L39 102H40L42 99H41V98H40L41 100H40V99H36V101H35L34 97H36V96H37V95H36V96L33 97L34 101H33V99H32V100H29V99H31L32 97H29V96H27ZM46 95H47V94H46ZM153 95H156L158 98H156V96L154 97ZM239 95H240V96H239ZM171 96H172V97L175 96V97L172 99ZM196 96H195V97H196ZM200 96H201V97H200ZM215 96H216V97H215ZM234 96H233L232 98H236V97H234ZM238 96H239L240 98H239ZM254 96H255V97H254ZM257 96H258V97H257ZM27 97H28L29 99H26ZM147 97H148V99L144 100V99L147 98ZM161 97H162V98H161ZM163 97H165V98H163ZM169 97L173 100V102H171V103H172V104H171V103H170V100H171V99H168L169 102H167V103H170V106H169L168 104L165 103V102L167 101L166 98H169ZM199 97H200V98H199ZM227 97H228V96H227ZM247 97H248V98H249V97H252V98L248 99ZM261 97H264V95H262ZM16 98H17V99H16ZM36 98H38V96H37ZM152 98H153V99H152ZM159 98H161V99H159ZM212 98H213V99H212ZM219 98L222 99L223 102L220 101ZM242 98H243V99H242ZM141 99H142V100H141ZM157 99H158V100H157ZM175 99H176V100H175ZM261 99H263V98H261ZM26 100H29V101H28L29 103H28ZM39 100H40V101H39ZM44 100H45V99H44ZM139 100H140V101H139ZM159 100H160L161 102L165 100L164 102H162V104L165 103V105H167L168 108H169V107H172V106H174V105L176 106V107L174 106L175 108L173 107V109L171 108L172 110H170V108H169V110H170V112H171V115L168 114V113H170V112L168 111L167 106L163 107L164 105H162L161 102L158 103ZM172 100H171V101H172ZM206 100H207V101H206ZM211 100H212V101H211ZM215 100H216V101H215ZM30 101H32V102H30ZM53 101H55V100H53ZM224 101H225V102H224ZM33 102L36 103V105L34 104L35 106L33 105ZM56 102L59 103V100H56ZM56 102H53L52 105H54V106H53V109H52V110H50V109H51V108H50V104H49V105H45V107H46L47 109H48L47 106H49V108H50V109H48L49 112H47V113H50V112H52V113H50V114H48V115H45V114H43V113H44L45 111H47V110H45V111L43 110V111H42L43 113L40 111L39 114L42 113V114L45 116V119L48 118V120H49L50 118L53 119L54 117H58V116L62 113V111H61L59 108H57V109H59V111H61V113H60V112H58V110L54 109L56 105L59 107V105H58ZM221 102H222V103H221ZM14 103H15V105H16L17 108L15 107ZM19 103H20V105H19ZM30 103H31V105L33 106V107L31 108L33 111L30 110V108H27V107L31 106ZM54 103H55L56 105H55ZM151 103H152V104H151ZM219 103H220V104H219ZM6 104H7V103H6ZM11 104H12V105H11ZM37 104H38V105H37ZM39 104H40V105H39ZM158 104H159V106H161V108L158 106ZM9 105H10V106H9ZM136 105H137L139 108H138ZM251 105H252V106H255V103H252ZM26 106H27V107H26ZM57 106H56V107H57ZM41 107H44V105H41ZM45 107H44V109H45ZM135 107H136V108H135ZM162 107H163V108H166V109H164V110H167L168 112H167V111H162V110H163ZM222 108L220 107V109H218L219 112L223 110ZM241 108H242V107H241ZM8 109H9V110H8ZM26 109H27V110H26ZM40 109H42V108H40ZM181 109H182V110H181ZM221 109H222V110H221ZM6 110H7V111H6ZM12 110H11V111H12ZM25 110H26V111H25ZM54 110H56V112H54ZM160 110H161V111H160ZM180 110H181V111H180ZM180 110H179L180 113H179L178 111H176V112H178V113L180 114L179 116H182V117H183V116H187L188 113H191V114L194 113V111H191V112H190L189 109H185V108H180ZM183 110H184L183 113H184V114H187V115H184V114L182 113ZM185 110H186V111H185ZM187 110H188V111H187ZM11 111H10L9 115H10V114L12 115V114H15V113H16V114H19V112L17 113L16 110H15V111H12V112H11ZM3 112H4V113H3ZM21 112H20V113H21ZM31 112H27V113H26L28 119L30 118L29 116H31V115H29V114H31ZM161 112H162V114H161ZM166 112H167V113H166ZM186 112H187V113H186ZM54 113H55V114L57 113V114H56L57 116H55ZM58 113H59V115H58ZM5 114H6V113H5ZM16 114H15V115H16ZM24 114H21V115H24ZM42 114H41V116H42ZM166 114H167V115H166ZM175 114H177V113H175ZM191 114H189V115H191ZM6 115H7V114H6ZM28 115H29V116H28ZM49 115H52L53 118H52L51 116L49 117ZM177 115H178V114H177ZM46 116H48V117H46ZM188 117H189V116H188ZM184 118H185V117H184ZM25 119H26V118H25ZM168 120H169V119H168ZM49 121H51V120H49ZM49 121H47L48 124H51L52 122H49ZM47 126H48V127H46V126H42L43 128L40 127L39 130H42V129H44V130H48V129H49V130H52V129H53V130H58V129H59V128H57L58 126H56V129H55V126H54V128H53L52 125H47ZM51 126H52V127H51ZM27 128L29 129V128H31V127L27 126V127L22 128V130H25V129H27ZM46 128H48V129H46ZM253 129L255 130V128H253ZM254 130H248V131H250V133H248L247 130H245V131L242 130V131H244L245 134L248 133V135H247L248 137H249V134H250V135L252 134L253 136H251V137L253 138V137L255 136V134H256V131L254 132ZM148 131H150V132H152V131H155V132H162L161 130H160V131H159V130H157V131H156V130H148ZM170 131H171V133L173 132V133L175 134V131H174V130H170ZM177 131H178V130H176V133H177ZM179 131H181V130H179ZM188 131H193V130H185V132H188ZM197 131H201V130H197ZM219 131H220V130H219ZM223 131H225V130H223ZM232 131L234 132L235 130H232ZM251 131H253L254 134H253V132L251 133ZM258 131H259V130H258ZM155 132H153V133H155ZM182 132H184V131H182ZM237 132H238V131H237ZM246 132H247V133H246ZM239 133H240V134H239ZM239 133H236V134L240 135V136L236 135V136H238V140H243L244 136L241 135V130H239ZM242 134H243V132H242ZM175 135H176V134H175ZM175 135H174V136H175ZM174 136H173V137H174ZM241 136H242L243 138H242ZM256 136H257V134H256ZM239 137H240V139H239ZM245 138H246V135H245ZM249 139H250V137H249ZM249 139H246V140L248 141ZM170 140H172V138H171ZM250 140H251V139H250ZM171 142H172V145L175 144L174 141H169V143L166 144L167 146L165 145V146H166V149L169 148V149L166 150V152H169V153H170V152H173V151H174V152L177 151V149L175 148V146L173 147V146L170 144ZM227 142H228V141H226V142L222 145V147H219V146H217V145H212V146H214V147H212V146L209 147V149L211 148V151H212V149H213L212 152H213V153L215 152L216 154H219V153L224 152V151L226 150L225 152H227V153L224 155V156H226V158H224L223 156H220V158H221V162L224 161V162H225L224 164H223V162H222V163L220 162V159H218L219 157L216 158V161H215L216 164L214 163L213 160H208V162H207V159H206V155H207V154H206V152L208 151V148H206V149L204 148V149H205V150H204L205 152H204L202 147H199L198 150H197L198 152L201 151V153H203L202 155H198L197 153H194V152H196V151H193V150H189V151L183 150L186 154L182 152V153H183L182 155H183V156H184V155H185V156L188 155L187 158L183 157L184 159H183V158L181 159V161H183V164H182V162H181L180 160H175V161H173L174 159H170L169 161H171V162H172V161H173V162H176L175 164L173 163L174 165H172L171 162H169L168 160H164L163 158H161V161H160V159H157L156 161H154V163H153V160H152V161H149L150 163H151V162L153 163V164L151 163L152 165L148 164V162L146 163V167H147L148 165H149V167L152 166L153 168L150 167V169H153L154 171H156V170H158V169H159V171L162 170V168H163V164L166 163V165H164V168H163V171H164V170H165V171H164V172H163V171H160V174L163 176L162 178L166 179V180H164L165 183H166V184L164 183V188H165V192H166V194H167V197H168V196H169V197L167 198L166 196H162V195H159V196H158V193H156L155 191H153V194H152V191H149L148 194L152 195V196H151V197H153L152 199H151L150 195H147V196H145V197H143V198H140V199H141L142 201H149V202H154V201L158 202V201H161V202H159V205L157 204L158 206L156 207L157 210H159V208H160V207H163L164 204H165V202H162V201H166V204H165V205H167V203L170 202V201H169V200H170L169 198L172 197L171 201H172V200H173V201L170 202V205L168 204V206H170V209H169V208H166V207H164V208H166V211L163 210L162 208H161V209L163 210V215L165 214L164 217H163L164 220H165V218H166V215H169V216H170V214H171V210H172V214H171V216L174 214L176 217L174 218V216H172L174 219L171 218L172 220L170 219V221H167V220H169V218L166 219L165 223H166V222H169V223H168L169 226H168L167 224H165V223H164V224L166 225V227H167L169 230H167V228H165V226H163L164 228H162V229H163V230H164V229L167 230V233H168V234L166 233L167 235H165V233H163L164 231H163L161 228H160V229H161V232H162V233H160V230H159V228L157 227V225L154 226V227H156V229H155V230H156V234H153V233H155V230L153 231L152 228H151V231H153V233L149 232L150 229L147 231L148 233H145V236H146V237H147V234H148V237H149V236H152V234H153V236L156 235V238L151 237V240H152V241H154L153 239H155V240L157 241V237H158L159 240H161V242H160V241H157L159 244L156 243V246H158L160 249H158V247H156V246L154 245L156 241H154V244H153L152 241L149 242L150 244H153V247H154V248H157V249H158L157 252L154 250V251H155V255H154V253H153L154 251H150L149 254H148V252H146L145 255H142V256H141V254H140V252H139L140 250L138 249L137 252H138V254H139V257H140V256H141V257H140V258L137 257L138 260L136 261V264H151V263H152V264H163L162 262H164V261L166 262L167 260H168V261H167L168 263L166 262L167 264H172V262H171V263L169 262V261H173V262H174V259L172 260V258L170 257L171 254H172L173 258H174V256L177 257L178 255H179V256H180V255H183V256H185V257L188 256V255H189V256L192 255V257H191L192 259L189 258V256H188V260H187V257H186V258L183 257V256H182V257L185 258L188 262L192 260V261H193V264H195V263H196V264H197V263H199V264H201V263H202V264H207V261H205V263H204V260H206V256H207L206 252H207L208 255H209V253H210L211 251L214 252L216 249H218V250L215 251L216 254L214 253V256H213V253H210V254L212 255L213 261H216V262H212L213 264H215V263H218V264H224V263H226V264H227L228 261H229V262H228L229 264H237V263H238V264H239V263L241 264V262H239V261H242L244 258L247 259V256H248L247 251L245 252V249H246V248H247L246 250H248V253H249V254H250L251 251H252V254H253V255H252V254L249 255V257L251 256L252 261L254 260V262H255V259L257 258L256 260H258V258L260 257L261 260H260V259H259V260H260L261 262L258 260L257 263H258V264H264V260H262V258H264V254H263V253H264V251H263V250H264V247H263V248H259V247H260L259 245H261V244L264 243V242L262 243V241H264V236H262V231H260L261 229H260V227H259V224L257 223V222H259V220H258V219H259V218H258V212H257L258 209H259L258 206H259V204H260V203H259V202H260V199H259V198L261 197V194H262L260 191L264 188V187H263V184H264V183H262L264 177L262 176V177H261L262 180L260 179V175H261L262 173H261V171H259V170H260V166H259V165H256V166L253 165V168H252V167L248 166V165L246 164V162L244 163L243 160H241V158H236V156H234V157H233L234 160H233L232 157L228 156V155L231 153V151H233V148H232L231 145H229ZM226 143H227V144H226ZM169 144H170V146H169ZM226 145H227V146H226ZM165 146H164V147H165ZM168 146H169V147H168ZM216 146H217V147H216ZM224 146L227 147V148H225ZM237 146H239V145H237ZM215 147H216V151H214V150H215ZM229 147L231 148V150H230ZM240 147H241V145L239 146V148H240ZM242 147L250 148V147H252V146H250V147H249V146H242ZM224 148H225V150H224ZM171 149H173V150H171ZM174 149H176V150H174ZM199 149H201V150H199ZM218 149H220V150H218ZM227 149H228V150H227ZM234 149H235V148H234ZM244 149H245V148H244ZM244 149H241V148H240V149H239V153H240V151H241V153L244 151V154H245V150H244ZM250 149H251V148H250ZM250 149H248V150L250 151ZM151 150H152V149H151ZM151 150H150L149 152L152 154L153 151H151ZM217 150H218V151H217ZM221 150H224V151H221ZM249 151H248V152H249ZM192 152H193V154H192ZM225 152H224V153H225ZM187 153H189V154H187ZM201 153L199 152V154H201ZM224 153H223V154H224ZM239 153L237 152L238 155H239ZM241 153H240V155H241ZM191 154L194 155V156H192ZM227 154H228V155H227ZM162 155H163V154H160V156H162ZM169 156H170V155H168L167 158H169ZM195 156H196V157H195ZM162 157H163V156H162ZM165 157H166V156H165ZM192 157L195 158V159L198 158V157H205V159H204V161H203V159H202V160H200V162H198L199 160H195V159H193ZM222 157H223L224 160L222 159ZM191 158H192V160H191ZM186 159H187V160H186ZM235 159H236V160H235ZM194 160H195V161H194ZM229 160H232V161H229ZM237 160H238V162H237ZM164 161H165V162H164ZM178 161H179V162H178ZM184 161H186V162L184 163ZM188 161H190V162L188 163ZM212 161H213V162H212ZM217 161H218V162H217ZM163 162H164V163H163ZM168 162H169V164H170V163H171V164H170V165L167 164ZM192 162H193V163H192ZM211 162L214 163V165H212ZM230 162H231V163H230ZM233 162H234V163H233ZM235 162H236V163H235ZM239 162H242V164L239 163ZM258 162H259V161H258ZM138 163H139V162H138ZM156 163H159L161 166H159V164L156 165ZM178 163H179V164H178ZM180 163H181V165H184V166L182 167V166L180 165ZM190 163L193 164V165H191ZM206 163H207V164H206ZM218 163H219V164H218ZM226 163H228V164H226ZM135 164H137V162H136ZM154 164H155V165H154ZM186 164H187V166H186ZM188 164H189V165H188ZM196 164H197V165H196ZM198 164H199V165H198ZM221 164H222V167H223V165H224L225 168L223 167V169H222V167L220 166ZM230 164H233V165L236 164V165H234V167H236L237 169H238L237 166L239 165V167H240V165H241V167L239 168V169H241L240 171H244V172H246V173H244V172H240L239 169H238V170L235 169L234 167H232L233 165L230 166ZM255 164H256V163H255ZM260 164L262 165V163H260ZM167 165L170 167L169 170H168V169H167V170L165 169V166H166V168H167ZM171 165H172V166H171ZM179 165H180V166H179ZM203 165H204V166H203ZM209 165H210V166H209ZM216 165H217V166H216ZM228 165H229V166H228ZM173 166H176V168H177V167H178V168L181 167L182 170L176 169V168L173 167ZM189 166H191L192 168L189 167ZM193 166H195V167H193ZM201 166H202V167H201ZM247 166H248V167H247ZM257 166H258V167H257ZM262 166H263V165H262ZM172 167H173V168H172ZM186 167H187V168L189 167L187 170H188V173H189L190 176L186 175V172H185V168H186ZM198 167H199V169H198ZM206 167H207V168H206ZM208 167H209V168H208ZM211 167H212V168H211ZM220 167H221V168H220ZM226 167H227V168L229 167V168H228L229 170H228ZM231 167H232V170H233V171L230 170ZM243 167H244V169H243ZM255 167H257L258 169H257V168L255 169ZM154 168H156V169H154ZM250 168H251V170H250ZM171 169H172V170H171ZM221 169H222V170H221ZM234 169H235L236 171H235ZM245 169H246V170H245ZM247 169H248V170H247ZM253 169H254V170H253ZM153 170H152V172H153ZM187 170H186V171H187ZM190 170H191V171H190ZM198 170H199V172H198ZM215 170H216V171H215ZM218 170H219L220 173L218 172ZM220 170H221V171H220ZM223 170H225V171H223ZM252 170H253V171H252ZM255 170H256V172L259 171V173H255ZM170 171H171V172H170ZM183 171L185 172V174L182 173ZM189 171H190V172H189ZM227 171H229L230 174L228 175V177L225 176L226 179L223 180V178H225V177H222V176H224V174L226 175L227 173H229V172H227ZM234 171H235V172H234ZM237 171L240 172L241 176L244 175V174H246V175L241 177L240 174L238 175L239 172H237ZM251 171H252V172H251ZM179 172H180V173H179ZM191 172H192V176H191ZM203 172H204V173H203ZM208 172H209V173H208ZM214 172H215V173H214ZM217 172H218V173H217ZM247 172H249V173L247 174ZM253 172L256 174V176H253V177H252L251 174H254ZM154 173H155V172H154ZM169 173H170V174H169ZM178 173H179V174H178ZM188 173H187V174H188ZM195 173H197V174H195ZM202 173H203L204 175H205V173H206L205 177L201 175ZM210 173H213L214 176H212V174L210 175ZM242 173H244V174H242ZM260 173H261V174H260ZM167 174H168L169 176H168ZM216 174H217V175L219 174V177H217V180H214V179H216V176H217ZM232 174H234L233 177H237V176H238L237 179L234 178V179H235L234 182H232V181H233V180H232L233 177H230V176H232ZM249 174H250V175H249ZM165 175H167L168 177L165 176ZM175 175H177V176H175ZM180 175H181V177H180ZM194 175H195V178H193ZM197 175H200V177H198ZM221 175H222V176H221ZM235 175H237V176H235ZM173 176H174V178H173ZM201 176L203 177V180H202V181H205V182H203V183L201 182V183L203 184V186H201V188L204 189V187L206 188V186H208V187H209V190H210V192L208 193L209 196H208V194L205 195V193L208 192V189H207L208 187L205 189V190H207L206 192H204V190H202L200 187H198L197 189H199V188L201 189V190H198V191H202L201 194H199V192L196 190L195 186H193L194 188L192 187V185H196L198 181H199V183H200V178L202 179ZM206 176H207V177H206ZM165 177H166V178H165ZM179 177H180V178H179ZM183 177H184V178H183ZM185 177H186V178H185ZM189 177H191V178H189ZM197 177H198V178H197ZM208 177H209V178H208ZM220 177H221V178H220ZM239 177H240V178H243V177H244V178H243L244 181H243V180L241 181V179H240ZM248 177H249V178H248ZM257 177L259 178V180H260L261 182L258 180ZM162 178H160V179H157V178H156L157 180L154 179L153 181H156V182H153V183H156V184H157V182L162 183L163 180H162L161 182L159 181V180H161ZM168 178H170V180H168ZM182 178H183V179H182ZM187 178H189V180H184V179H187ZM211 178H212V179H211ZM218 178L220 179L219 182H218ZM228 178H229L231 181H228V180H229ZM238 178H239L240 181L238 180ZM246 178L249 179V181H248ZM256 178H257V179H256ZM173 179H176L175 182H174ZM180 179L182 180L183 183L180 182V181H181ZM191 179H192V180H191ZM197 179H198V181H197ZM206 179H207V180H206ZM210 179H211V180H210ZM221 179H222L223 181H222ZM250 179H251V180H250ZM167 180H168V181H172V180H173V184H172L171 182L167 183V182H168ZM177 180H179V181L176 182ZM209 180H210V181H209ZM213 180H214V182H216V184H215L214 182H212ZM225 180L229 182V183H227L228 185L226 184V181H225ZM236 180H238V181H236ZM253 180H254V181H253ZM256 180H258L259 182H258V181L256 182ZM192 181H194L195 183L193 182L194 184L191 185ZM196 181H197V182H196ZM206 181H207V183H206ZM235 181H236L237 185H236ZM246 181H247V182H246ZM251 181H252V182H251ZM184 182H185V183H184ZM208 182H209V183H208ZM210 182H211V184H210ZM222 182H223L224 185L222 184ZM231 182H232V183H231ZM240 182H241V183L243 182V183H242V186L245 184V182L247 183V184H245V185L243 186V188H245V189L242 188ZM249 182H250V183H249ZM178 183H179V184H178ZM204 183H205L206 185H204ZM212 183H213V185H212ZM251 183H252V184H251ZM253 183H254L255 185H254ZM257 183H258V184H257ZM260 183H261V184H260ZM167 184H168L169 186H168ZM170 184H171V185L176 184V186H171ZM182 184H183V185H182ZM207 184H209V185H207ZM218 184H219V185H218ZM221 184H222V186H221ZM225 184H226V185H225ZM232 184H233V186H231ZM248 184H249V185H248ZM256 184H257V185H256ZM177 185H178V188H177ZM181 185H182L183 187H182ZM185 185H187L188 188H187V186L185 187ZM217 185H218V186H217ZM229 185H230V186H229ZM261 185H262V186H261ZM167 186H168L169 188H170V187H173V188L175 187V188H174V190H173V189H168ZM214 186H215L216 188H215ZM223 186H224V190H222V189H223ZM226 186H227V187H226ZM236 186H237V187H236ZM250 186H251V187H250ZM256 186H258V187H260V188L262 187V189L260 190V188H257ZM190 187H191L192 192L189 193V191H190ZM211 187H212V188H211ZM235 187H236V189H235ZM246 187H247V188H246ZM255 187H256V188H255ZM184 188H185V190H184ZM186 188H187V192H186ZM217 188H220V189H217ZM225 188H226V189H225ZM228 188H229V189H228ZM238 188H239V190L241 189V191H239ZM248 188H249V189H248ZM250 188H251V189H250ZM176 189H177V190H176ZM181 189H182V190H181ZM256 189H258L259 192H257ZM169 190H170V192H169ZM183 190H184V191H183ZM211 190H212V191H211ZM216 190H217V191L220 190V191L217 192ZM225 190H227V192H226ZM229 190H232V191L234 190V191H233L234 193H233L232 191H231V192H232L233 194L230 193ZM236 190H238V191L235 192ZM252 190H253V192H252ZM172 191H173V192L175 191V192L173 193ZM179 191H181V192L179 193ZM222 191H223V192H222ZM249 191H250V192H249ZM150 192H151V193H150ZM168 192H169V194H168ZM183 192H184L185 194H183ZM212 192H213V193H212ZM216 192H217V193H216ZM220 192H222V194H221ZM225 192H226V193H225ZM238 192L240 193L239 195L242 196L241 199H240V196L238 197V194H237V196L235 195V194L238 193ZM244 192H245V193H244ZM248 192H249L250 194H252V195L250 196V194H249ZM255 192H257L258 195H257ZM155 193H156V194H155ZM171 193H172V194H171ZM186 193H187V196H188V197L186 196ZM193 193H194V195H195V193H196V195H195L196 197H193V195H192ZM202 193H203L205 196L202 195ZM211 193H212V194H211ZM243 193H244V194H243ZM260 193H261V194H260ZM154 194H155V195H154ZM175 194H176V195H175ZM181 194H182V195H181ZM188 194H190V196H189ZM216 194H217V196L221 194V195H220L221 198H219V199H221L220 201H217V200H219V199H216V197H217ZM225 194H226L227 196H226ZM230 194H231V197H230ZM253 194H254V195H253ZM164 195H165V194H164ZM171 195H172V196H171ZM178 195H179V197H180V195H181V197L179 198ZM198 195H202L203 197H202V196H198ZM210 195L213 197V199H210ZM234 195L236 196V198H238V200L235 199V196H234ZM243 195H244L245 197H244ZM136 196H137V195H136ZM154 196H155V197H154ZM156 196H157V197H156ZM160 196H162V197H160ZM183 196H184V197H183ZM206 196L209 198V199H208L209 201H207ZM215 196H216V197H215ZM222 196H224V198L227 197V198H226L227 200H229V199H231V200H229V202H228V201L225 200ZM137 197H138V196H137ZM146 197H147V198H146ZM165 197H166V198H165ZM189 197H190V198H189ZM198 197H200V198H201V197L204 198V199H202L204 202H203L200 198H198ZM232 197H234V198L232 199ZM247 197H248V198H247ZM251 197H252V199H251ZM258 197H259V198H258ZM159 198H160V199H159ZM164 198H165V200H162V199H164ZM173 198H174V199H173ZM177 198H179V199H178L179 201H176ZM184 198H185V199H184ZM192 198H193V199H192ZM217 198H218V197H217ZM253 198H254V199H253ZM255 198H258V199H257L258 202H257V201H254ZM145 199H146V200H145ZM148 199H149V200H148ZM167 199H168V200H167ZM180 199H181V200H180ZM187 199H188V200H187ZM195 199H196V200H195ZM222 199H223V200H222ZM239 199H240V200H239ZM136 200H137V199H136ZM138 200H139V197H138ZM153 200H154V201H153ZM184 200H186V201H184ZM192 200H194L195 203H193ZM211 200H214V201L212 202ZM224 200H225V201H224ZM235 200H236L237 202H236ZM244 200L247 201V203H246L247 205L244 203V202H245ZM248 200H249L250 202H248ZM167 201H168V202H167ZM180 201H181V202H180ZM182 201H183V202H182ZM188 201H189V202H188ZM197 201H198V202L202 201L203 204H202V202H201V204H200V203H196ZM205 201H206V202H205ZM216 201H217V202H216ZM230 201H231V202L233 201V202L231 203ZM234 201H235V203H234ZM239 201H241L242 204H239V203H241V202H239ZM251 201H252V202H251ZM184 202H185V203H184ZM186 202H187V203H186ZM207 202H208V203H207ZM210 202H211V204H210ZM215 202H216V203H215ZM219 202H220V203H219ZM227 202H228V204H227ZM253 202H254V203H253ZM255 202L258 204V206H257V204H256ZM161 203H163L162 206H161ZM175 203H179V205H178V204H175ZM189 203H190V205H189ZM192 203H193V204H192ZM204 203H207V206H206V204L204 205ZM224 203L226 204V206H229V207H228L229 209L232 208V207L235 208V206H236L235 204H238L239 206H238V205L236 206L237 209H236V208H235V209L232 208V209H230V210H229V209L227 210V208L224 207V206H225ZM229 203H230V204H229ZM186 204H188L189 206L186 205ZM194 204H195V205H196V204L198 205V207H197L196 209L194 208V207H195ZM221 204H222V206H221ZM232 204L235 205V206H233ZM253 204H254V205H253ZM255 204H256V206H257V210H256V206H255ZM171 205H172V206H171ZM180 205H181V206H180ZM183 205H184V206H183ZM192 205H193V207H192ZM200 205H201V206L203 205V207H201ZM216 205H218V209H217V206H216ZM243 205L245 206V208H246L245 210H247V213H246V211H243V210H244V206H243ZM250 205H251V206H250ZM252 205H253V206H252ZM173 206H174V207H173ZM175 206H176V207H175ZM179 206H180V207H179ZM186 206H188V208H187ZM190 206H191V207H190ZM213 206L215 207V209H211ZM240 206H243V207L241 208ZM158 207H159V208H158ZM209 207H210V210H209ZM222 207H223V210H225L224 208H226V210H225L224 212H223V210H222ZM247 207L249 208V210H248ZM253 207H254L255 209H254ZM173 208H174V209L176 208V210H174ZM177 208H178V209H177ZM180 208H182V209L184 208V209H183V212H185L184 215H185L186 213H189V212H190L189 214L191 215V214H192V211H194L192 208H194V209H195L194 216L197 214V215L195 216V217H196V221H194V220H195V217H194V218L192 217L193 214L190 216L192 219L189 217V214H186V216L189 217V219H191V221H192L191 224H188V223H190L191 221H190L187 217H186V218L189 220V222H188V220H186L185 216L183 215L182 209H180ZM189 208H191L192 210L190 209V211H189V210L187 211V209H189ZM203 208H205V210L207 209L206 211H208V212L206 213V211L204 210V213H203V212H202V211H203ZM219 208H221V210H220ZM238 208H240L241 211H240ZM250 208H252V210H251ZM161 209H160V211H161ZM167 209H168L169 211H168ZM197 209H199V210H197ZM201 209H202V211H200ZM233 209H234L235 211L237 210L236 212H238L239 215L235 213L236 216H235V215L233 216V213H234ZM179 210H180L182 213L179 212ZM185 210H186L187 212H186ZM231 210H232V211H231ZM238 210H239V211H238ZM164 211H165V212H164ZM176 211H177V212H176ZM211 211H212V212H211ZM215 211H216V212L220 211V212L216 214ZM230 211H231V212H230ZM251 211L253 212V214H250V213H249V212H251ZM169 212H170V213H169ZM173 212H174V213H173ZM178 212H179V214H178ZM198 212H199L200 214H199ZM201 212H202L203 214H202ZM213 212H214V213H213ZM225 212H226V214L223 215V213H225ZM241 212H242L243 214H242ZM252 212H251V213H252ZM159 213L161 214V217H162V211H161V212H158V215H159ZM175 213H177L178 216H177ZM208 213H209V214H208ZM221 213H222V214H221ZM227 213H228L229 215H228ZM244 213H245V214H244ZM213 214H214V215H213ZM231 214H232V216H231ZM248 214L251 215V216H249ZM198 215H199V216H198ZM200 215H202V216L204 217L203 220H202L203 217L200 216ZM205 215H207V216H205ZM211 215L214 216V217H213L214 219L212 218ZM217 215H218V217H217ZM221 215H222L223 218L220 217ZM183 216H184V217H183ZM225 216H226V217H225ZM237 216H238V217H237ZM167 217H168V216H167ZM177 217H180V218H177ZM182 217H183V218H182ZM209 217H210V218H209ZM219 217H220V219H219ZM224 217H225V218H224ZM236 217H237V219H236ZM243 217H244V218H243ZM246 217H248V218H246ZM256 217H257V218H256ZM176 218H177L178 220L182 219V220H185L186 222H188V223H186V227H187L188 225H189V226L191 225V227H192V225H194V224L196 223V224L194 225V228L199 229L198 231H199V232L201 231V234H200L198 231H196V229H195V231H193L194 229H192L191 231H193V232L190 233V231H189V230L191 229L190 227H187V228H189V229L184 230L183 228H186V227H182V226L184 225L185 222L183 223L182 220H180V222H179L178 220H176V221L174 222V220H175ZM205 218H206V219H205ZM238 218H239V220H238ZM240 218H242V219H240ZM193 219H194V220H193ZM200 219H201L202 222H203V221H206V222H203V223H204V224H203V223L200 221ZM207 219H208V220H207ZM215 219H216V220H215ZM221 219H222V220H221ZM223 219H225V220H227V222H229V223H228V226L225 224L226 221H224ZM232 219H234L236 222L233 220V222H234V223H233V222H232ZM198 220H199V222H201V223H199ZM210 220H211V221H210ZM213 220H214L215 223L217 222V223H216L217 225H216L215 227H214V224H215V223L213 222ZM217 220H218V221H217ZM219 220H220V221H219ZM245 220H246V221H245ZM255 220H257V221H255ZM171 221H173V223H175L176 226H172V225H171ZM207 221H209V222H207ZM223 221H224V222H223ZM237 221H238V223L242 224V225H240V226H242L243 229L238 230V229H239V226H238ZM239 221H241V222H239ZM252 221H253L255 224H253ZM176 222H179V223H178L179 225H178ZM218 222H220V223H218ZM244 222H246V224H244V225H245V228H244V225H243ZM173 223H172V224H173ZM181 223H183V225H182ZM213 223H214V224H213ZM235 223H236L237 225H234ZM259 223H260V222H259ZM154 224H155V223H154ZM154 224H153V225H154ZM164 224H163V225H164ZM180 224H181L182 226H181ZM199 224H202V225H199ZM211 224H213V225L210 226ZM218 224H219V225H218ZM229 224H230L231 226H229ZM173 225H174V224H173ZM222 225H223V227H225V230H226V231L224 230V228L222 227ZM232 225H234V226H232ZM178 226H179L180 229L178 228ZM184 226H185V225H184ZM200 226H202V229H201ZM218 226H219V227H218ZM236 226H237V227H236ZM251 226H252V227H251ZM254 226H255V228L252 229ZM151 227H152V226H151ZM154 227H153V228H154ZM170 227H171V230H170ZM174 227H175V228H174ZM198 227H199V228H198ZM204 227H205V228H204ZM210 227H212V229H211ZM217 227H218V228H217ZM226 227H229V228L226 229ZM231 227H233V229L230 230V231H232V232L229 231V229H230ZM257 227H258V228H257ZM157 228H158V229H157ZM203 228H204V229H203ZM206 228L209 230V232H210V229H211V232H210V233L207 232V229H206ZM209 228H210V229H209ZM219 228H220V230H219L220 233H222L221 235L219 234V231H218ZM221 228H222V229H221ZM234 228H235V230H237V233H239V235H238L237 233H235L236 231H233ZM240 228H241V227H240ZM174 229H175V230H174ZM177 229H178V231L182 230L181 232H183V234H181V232L179 233V232L177 231ZM244 229H245L244 232L241 231V230H244ZM259 229H260V230H259ZM166 230H165V231H166ZM172 230H174V232H172ZM203 230H204V232H206L207 234H204ZM227 230H228V234H227ZM258 230H259L260 232H257ZM185 231H186V234H187L188 231H189L190 234H192V233L194 234V233L196 232V234H197L198 236H197L196 234H194L195 237L193 236L194 239H193V240L191 239V241H193V242L191 243V241L189 240V239H190V237H189L190 234H188V236H187V239H188V241H187L188 243H187V244H188V245H187V246H189V248H188L187 246L185 247L186 249H188V251L184 248V249H185V250H184L185 252L183 251L184 254H181L180 251L183 250V247H182V243H180V242H182V241H180L179 239H180V236H181V237L183 236V237L185 238V236H186V235H184V234H185V233H184ZM213 231H214V232H213ZM223 231H224V232H223ZM239 231H240V232H239ZM252 231H253V232H252ZM254 231H256V232H254ZM158 232H159L161 235H159ZM175 232H177L175 235H176V236L179 235V236L175 237V236H174V233H175ZM215 232H216V234L220 235L221 237H218V235H216ZM217 232H218V233H217ZM233 232L235 233V234H234L235 236L233 235L234 238H231V239H230V237H229L228 235L231 236L230 233H233ZM150 233H151V235H149ZM172 233H173V236L171 235ZM178 233H179V234H178ZM213 233H214V234H213ZM223 233H224V234H223ZM225 233L227 234L228 238H227V236L225 235ZM240 233H241V234H240ZM244 233H245V236H246V237H245V236H242V234H244ZM252 233H255V234H252ZM257 233H259V234L257 235V236H259V237H256V234H257ZM157 234H158V235H157ZM180 234H181V235H180ZM203 234H204V235H203ZM209 234H210V235H209ZM212 234H213V236H214V239H215V236L217 237L215 240L218 241V242H217V241H214V239H213V245H211V244H212V241L208 240V238H209V239H210V238L212 239ZM236 234H237V235H236ZM246 234H248V235H246ZM260 234H261V235H260ZM168 235H169V236H168ZM201 235H202L203 237H201ZM205 235L207 236L206 239H205V237H204ZM250 235H251V237H252V238H250V239H252L251 242H250L249 239L246 240V238H249ZM254 235H255V237L257 238V240H259V243L256 242V240H255L256 238L253 239ZM161 236L165 239V242L162 241V239H161L162 237H161ZM164 236L169 237V238H166V237H164ZM171 236H172L173 239L171 238ZM190 236H191V235H190ZM196 236H197V238H196ZM210 236H211V237H210ZM223 236H224V237H223ZM225 236H226V237H225ZM237 236L240 237L239 242L241 241V242H242V245H244V247H245V242L247 241V242H246V247H245V248H244L242 245H240V246L238 245V244H241V242H240V243L238 242ZM241 236H242V238H241ZM260 236L263 237V238H261L262 240L260 239ZM146 237H145V239H146ZM148 237H147V238H148ZM160 237H161V238H160ZM174 237H175L176 239H175ZM183 237L181 238V240L184 239ZM188 237H189V238H188ZM193 237H192V238H193ZM170 238H171V239H170ZM199 238H201V241H202V242L199 241V240H200ZM202 238H204V239L202 240ZM226 238H227V239H226ZM243 238H244V239H243ZM164 239H163V240H164ZM166 239H167V240H166ZM174 239H175V240H174ZM219 239H220V240H219ZM221 239H222V240H221ZM224 239H226V240H224ZM229 239H230L231 243H232V241H233V245H234V243L237 241L236 246L234 245V246H235V249H233L234 246L231 245V243H229ZM232 239H233V240H232ZM234 239H235L236 241H235ZM169 240H171V241L174 240L175 242L177 241L176 244H180L181 247H182V249H181V250H177L178 247H179V248H181V247H180L179 245L174 246L175 243L173 244V241H172V244H170L171 241H169ZM185 240H186V238L184 239V242H185V243L183 242V245L186 244V241H185ZM195 240H196V242H194ZM206 240H207V241H210L211 244H209V245L206 244V242H205ZM45 241H46V243H48V241H47L46 239L44 240V242H45ZM148 241H150V237H149V240H147L146 242H148ZM179 241H180V242H179ZM189 241H190V242H189ZM244 241H245V242H244ZM169 242H170V243H169ZM197 242H198V245H197V246L199 247V245H200V247H201V248L203 247V249H200V248H199V250H198V247L196 246ZM203 242H204V243H203ZM210 242H207V243H210ZM214 242H215L216 244H219V242L222 243V244H219V246H218V248H217V246L214 247V245H216ZM254 242H255V245H256V246L253 245ZM161 243L163 244V246H162ZM189 243H191V244L194 243L195 245L193 244V245H192L193 247H191V245H190ZM199 243H201V244H199ZM224 243H225V244H224ZM249 243H251V244H249ZM252 243H253V244H252ZM257 243L259 244V245H258V246H259L258 248H259V250L261 249V253L263 254V256H261V253L258 251V249H256V248H257ZM73 244H74V243H73ZM160 244H161V245H160ZM166 244H168V245H166ZM169 244L171 245V251H169V249H168V248H169V247H168ZM203 244H204V245H208L209 247H207V246H203ZM247 244H249V248H251V247L253 246L254 249H253V248H252V250H251V249H248V245H247ZM45 245H47V244H45ZM75 245H77V244L75 243ZM223 245H224L225 247L228 246V248H225V249H228L227 251L225 250L226 253H225V252H222V251H224V250H222L223 248H221V247H223ZM230 245H231V246H230ZM237 245H238V246H237ZM250 245H252V246H250ZM48 246H49V244H48ZM48 246L45 247V251L47 250L46 248H48ZM78 246H79V247H78ZM164 246H166V247H164ZM172 246H174V248H173L174 250L172 249ZM184 246H185V245H184ZM212 246H213L214 248H216V249L214 250V249L212 248ZM262 246H263V245H262ZM262 246H261V247H262ZM70 247H71V248L74 247V249L71 250V252H73V253L75 252L76 254H78L77 252H79V253L81 252L80 244L77 245V246H74V245L71 246V245H70ZM75 247H76V249H75ZM77 247H78V248H77ZM190 247L193 248L192 251L195 250V249L197 248L198 251H197V250L194 251L195 254H196V252H197V255L193 254V252H192L191 250H190V251H191V254L189 253V252H190V251H189ZM236 247H237V249H236ZM241 247L244 248V250L242 249L243 251L240 250ZM255 247H256V248H255ZM163 248H164V251H163ZM166 248H167L168 250H166ZM206 248H207V250L205 251ZM209 248H210V249L212 248V250L210 251ZM219 248H221L222 251H220ZM78 249H80V250L77 251ZM175 249H176V250H175ZM229 249H230V250H229ZM262 249H263V250H262ZM172 250H173V251H172ZM238 250H239V251H238ZM249 250H250V252H249ZM160 251H161V252L163 251L164 253H163V252L161 253ZM174 251H175V252H174ZM176 251H179V252H176ZM201 251H202V252L205 251V253L202 254V257H203V258H201V256H200L201 253H202ZM217 251H218V253H217ZM229 251L233 252L232 254L235 255V256L231 255V252L229 253ZM237 251L239 252V254L237 253ZM240 251L243 252V253L241 254ZM255 251H256V254H258L257 256L254 254ZM262 251H263V252H262ZM168 252H169V253L171 252V253L169 254ZM181 252H182V251H181ZM187 252H188V253H187ZM199 252H200V253H199ZM221 252H222V253H221ZM227 252H228V254H227ZM75 253H74V254H75ZM150 253H153V256H154V257H153ZM165 253H166V254H165ZM175 253H178V254H175ZM186 253H187V254H186ZM220 253H221V254H220ZM234 253H236V254H234ZM245 253H246L247 255H246ZM147 254H148V256H147ZM157 254H158V255H157ZM159 254H161V255L159 256ZM162 254H163L164 256H163ZM167 254H169L170 256H169V255L167 256ZM173 254H174V255H173ZM218 254H219L220 256H219ZM223 254L226 255V257H224ZM149 255H150V256H149ZM193 255H194V256H193ZM238 255H239L240 257H238ZM243 255H244V258L241 257V256H243ZM254 255H255V256H254ZM143 256H144V257H143ZM146 256H147V257H146ZM156 256H157V257H156ZM165 256H167V258L169 257V259H167ZM197 256H198V257H197ZM222 256L224 257L223 261L221 260V259H222ZM228 256H229V257H228ZM252 256H254V257L252 258ZM145 257L148 258V260L145 259ZM149 257H151V258H149ZM161 257H162V258L165 257L164 261L161 259ZM193 257H194V258L196 257L195 260H194ZM214 257H215V258H214ZM216 257H217V258H216ZM220 257H221V258H220ZM237 257H238L239 261H237ZM261 257H262V258H261ZM141 258H142V259H141ZM152 258H154V260H156V258H157V260H156L157 263H156L154 260H153L154 263H153V261L149 262V260H151ZM159 258H160L162 261H160ZM183 258H181V257H178V259L175 258V259H177V261H179V259H180V261H181V263H180V262L177 263V261H175L176 264H184V263H185V264H188V262H187V261L185 262V259H183ZM199 258H200V260H199ZM218 258H219V259H218ZM225 258L228 259V260L225 261ZM233 258H234V259H233ZM235 258H236V259H235ZM139 259H140V260H139ZM158 259H159V261H158ZM166 259H167V260H166ZM170 259H171V260H170ZM201 259H202V260H201ZM241 259H242V260H241ZM246 259H245V260H246ZM135 260H136V257H135ZM145 260H146V261H145ZM182 260H183V261H182ZM196 260H198V261H196ZM219 260L222 261L223 263H221ZM234 260L236 261L235 263H234ZM245 260H243V261L245 262ZM248 260H249V258H248ZM142 261H143V262H142ZM192 261H191V262H192ZM199 261H200L201 263H200ZM217 261H218V262H217ZM252 261H250V262H252ZM137 262H138V263H137ZM139 262H142V263H139ZM144 262H146V263H144ZM147 262H149V263H147ZM182 262H183V263H182ZM244 262H243V263H244ZM262 262H263V263H262ZM166 263H165V264H166ZM212 263H211V264H212ZM248 263H249V262H245L244 264H248ZM255 263H256V262H255ZM257 263H256V264H257ZM189 264H192V263H189ZM208 264H210V263H208ZM249 264H250V263H249ZM252 264H253V263H252Z\"/></svg>", "mask_w": 264, "mask_h": 264}]
</instances>
